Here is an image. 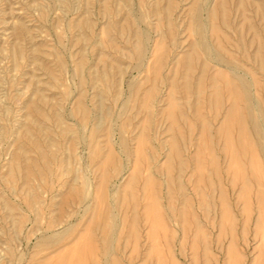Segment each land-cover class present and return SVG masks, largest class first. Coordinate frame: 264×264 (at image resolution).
Here are the masks:
<instances>
[{
    "label": "rangeland",
    "instance_id": "374dc122",
    "mask_svg": "<svg viewBox=\"0 0 264 264\" xmlns=\"http://www.w3.org/2000/svg\"><path fill=\"white\" fill-rule=\"evenodd\" d=\"M222 1L223 2H221V0L220 2L218 0H0V264H36V263L39 264V262L41 263V261L43 264L44 257L45 258L46 256L48 257L49 254L52 253L51 251H54L57 248L56 246L60 247V244L62 246V244L63 245L65 244L64 242L66 241L68 242L69 240L71 241V238L74 239V237L77 236V235L74 236L76 230L77 232L78 230H80L81 234H83L84 231H85L84 232L85 234L86 232L87 234L92 232L90 235L94 237L93 239L94 242L92 243L96 245H93L94 246L93 249L94 248L95 250L97 249L98 253L97 251L93 250L92 251L93 254L91 253L92 256L90 255L91 258L88 256V258L90 259L87 258L86 260L87 264H88V260L92 261V262L89 261V264H95V263L96 264H109L110 263L109 259L112 258L114 255L116 256V257L114 256L116 259L115 258L110 259V260H113V259L115 260V261H111L113 262V264H115L114 262H116V264H119L117 263V260L118 262H121L120 264H126V263L127 264H133V263L137 264V262L143 263L142 261H144V257L145 258L147 257V259H145L147 263L144 262V264H151L152 261H153V264H156V262H158L157 261L158 256L157 258L155 257L156 255H159L161 253H162L161 254L162 258L164 257V255L165 256L167 255L168 257V258L167 257L163 258L165 262L161 260L166 264H168L171 260L169 258L171 256L170 254H172L174 257L173 259L171 256L172 264L175 261H177L175 262V264H178V263L189 264L192 262L191 252H193V249L197 245H198L196 247L197 250L196 251L194 250L195 251L194 253H196L197 255L195 254L193 255H195V257L196 258L198 257V258L196 260L193 257L194 258L192 262L193 264H200L201 263L200 261L202 260L204 261L205 258L208 260L210 259V261L206 260L205 261L206 263L202 262V264H207V263L226 264V262L227 264L228 263L229 264H239L240 261H241L240 263L242 264H248L250 262L251 264H256L254 262H257V260L255 261L254 258H255V254L257 253L256 259H258L259 251L257 250L258 247L255 245L259 242L258 241L259 239L256 240V238H258L259 235L258 233H256V235H258L256 236L254 232L255 231L254 223L256 222L255 219H257L258 217V214L256 215V213H258V210L257 211L255 210V207L257 206L256 202L254 206V201L256 199L254 197V194H255L254 192L257 191V190L255 191V185L257 183L259 184V181H258L259 175H257L258 172L255 171L254 169L255 167H253L254 172L252 176H254L255 175L254 173L256 172L257 181L255 180L254 177H252L251 175H248V174H251L250 173L251 168L249 165V158H248L249 151L248 153L246 151L247 156L246 155L243 156L244 158L243 159L241 156L243 153L239 152L240 150L237 144L235 143L237 142V139H236L237 133L235 135L236 128L235 127L232 128V133L230 134V136L233 137L231 139H232V143L233 144L235 143L234 150L237 156L240 155L241 157L240 158L238 156L239 164L240 166L243 164L242 162H244L245 164V165L243 164L244 169L241 166L243 170H241L240 174L242 176V179H245L247 183L248 182L252 183V184L248 183V185L246 183V186L248 188L246 197L248 198L244 197L246 198L244 200L237 199L239 198V196L237 198L236 197L234 198V195L236 194L238 195L237 193L239 192L238 188H240L241 186L240 184L242 182V181L241 182L239 181L241 177L238 178V181H237V178L236 180H234V181H237L236 183L233 181L235 185H233V182L232 184L230 183L231 185H233V187L231 185H228L229 183L227 181L229 180L231 176L228 171L224 172L225 168L227 167L228 162L225 163L227 159V158L225 159L226 154H224V152L221 150V147H219V144H220L219 142L221 140H220V136L217 137L216 135L217 133L215 134V131H217L219 127L221 126L222 122L221 120H219L221 122L219 123L218 119L219 118L222 119L223 116L225 117V113L227 111H225L224 108H226L227 110V105L229 104L227 103L229 101V99H227L228 98L227 91L224 90L223 88L225 87V83L227 80L224 78L228 77V79L230 80L231 78H233L235 80L233 82L236 83V86H238V90H240L241 88H240L239 83L236 80L235 73L237 75H241L244 78V80L248 84H250L249 85L250 90H251L250 98L251 100L253 99L251 103L255 104L258 110L257 109L254 110L253 108H251L250 110L245 109L243 98H241L239 102H237L238 103L237 106L239 110L242 107V109L240 110V113L241 112L244 113L242 115L244 122L246 123L245 124L246 126L245 125L244 126L249 129H246L245 127L244 128L247 131L246 133L249 132L248 133L249 139L251 140V142H253L252 144L255 147L254 148L255 152H258V153H255L256 155L258 154L257 155L258 158L255 157V155H254V158L256 160L259 159L258 161L262 164L261 166L264 167V155H262V153L260 152V147L258 149V144L259 145L261 144L262 146H264V109H262L264 108V61H262L264 60V57H262L264 56V0H241V1L240 0H222ZM242 1L244 2L243 5H242ZM217 2H219V5H222V6L217 5L218 4ZM236 3L237 5L240 4L239 5L240 7L235 5ZM232 4H234V6ZM246 4H249V5L246 6ZM216 5L218 9L215 7ZM168 6H170L169 7L170 9L168 8ZM213 6L215 7L214 10L216 12L213 10ZM242 6L243 7L245 6L244 9L242 8ZM166 8H168L167 9L168 11L166 10ZM197 9H200L199 12H197ZM211 9L214 11V13ZM208 10H211L212 13L210 12L209 14ZM218 13H221V15L223 14L224 16L223 15L220 16V14ZM209 15L210 17L208 18ZM211 17H213L214 19L213 20L210 19ZM223 19L224 20L226 19V20L223 22ZM214 20L215 22H213ZM208 21L209 22L212 21L213 23L211 22L209 24ZM227 22H229L230 25ZM211 24L212 26L214 24L215 31H211V28L213 30V27H214V26L211 27ZM223 24L224 25L226 24L230 28L224 26ZM248 27L251 29V31L252 29L253 30L257 29V30L250 32L249 31L250 29ZM217 28L218 29L220 28V30H216ZM247 28H248V31H247ZM168 29L171 30V32ZM208 31L209 32L211 31V33H209ZM257 31L259 32L258 34H257ZM166 32L168 33V35H170L171 33L173 37H169V36L167 37ZM215 32H216V37L214 36ZM251 34H253L254 36H259V37L258 38L254 37ZM160 35L161 36L163 35V37L164 38L166 37V38L164 39L162 37H159ZM240 35L242 37H245L246 39L241 38ZM253 37L256 38L258 41L257 40L254 41ZM200 38L201 40H199ZM250 38H252V40ZM158 39L162 41L163 43L160 42ZM215 40H218L216 41L218 45L215 43ZM245 41L247 42V44H245ZM154 42H156V44ZM190 42H192V44ZM220 42L222 45L220 44ZM257 42H259V44ZM157 43L159 44L158 47H157ZM160 44L161 45L163 44L162 47H164L162 51H161L162 47H160L161 46ZM214 44H216L217 46H220L221 50L219 49V47L217 48V46H214ZM255 45H256L255 50H253ZM190 46L192 48L195 46L193 49L194 51L198 52L199 55L196 54V52L195 53L192 52L193 50L190 49L191 48ZM257 47H258L257 50L261 49L260 51H262L261 52L262 54L260 53V51H256ZM249 49H251L250 50L251 53L249 52ZM225 50L227 51L229 56L226 52H224ZM165 52L168 54V56H165L166 55ZM258 52L261 54V56L259 55V58H256L258 57V54H259ZM159 53L161 54V56L159 55ZM254 53L257 55H255ZM152 54H155L154 55L155 57L159 56L158 58L160 62L158 61V64L160 63V65H159L158 70H157L158 66L155 67V64L152 63L154 60L152 58ZM195 54H196V57H198L196 63L194 62L196 61V57L194 58V60L192 59ZM201 54L203 56H201ZM251 56H252V60L255 56L254 62L251 61ZM149 57L151 60L150 62L151 64L148 63ZM200 57H201V61L199 60ZM232 57L235 61L232 59ZM212 58L215 60V62L212 60ZM257 59L260 60V62L259 61L258 62L260 63L259 65L262 64L261 66H257L256 64L258 63L256 61ZM175 60L177 61V64L175 63ZM237 60L244 65L243 66L240 65V63H238ZM179 61L180 63H182L181 65L179 64ZM189 61H190L191 66L189 64ZM198 61H199V64H198ZM208 61L211 63H209ZM207 62H208L207 67H204V65L206 66V64H203V63H207ZM183 63L188 64V67L189 68L191 67V69L187 70L185 68L187 67V65L185 64V67H184ZM210 64L212 65L215 64V66L210 68L211 67ZM145 66L146 67L149 66L148 68L149 70L147 68L145 69ZM193 67L196 69L193 70L194 69ZM180 68L182 69V72ZM199 68H201V72L197 71V69ZM203 68H206V70H204L205 73L202 72ZM221 68L225 69L227 73L225 71H219L221 70ZM245 68H249L252 70L248 69L249 70L248 71ZM211 69H214V70H211ZM152 70L156 71L155 74L154 72H151ZM157 71L160 74H157ZM209 71L210 73L208 74ZM216 71L217 73H219V76L220 74L221 76L224 74L223 75L224 77L220 76L221 79H219L220 77L217 76L218 74L216 73ZM221 72H224V73L222 74ZM253 72L255 73L254 75H253ZM147 73H150V74H147ZM215 73L217 75H214ZM186 74L189 77H187ZM195 74L197 76H201L198 81H197L198 77ZM206 74L208 76L211 75L210 78L208 77V80L206 79L207 76H204ZM179 75L180 76L182 75L181 76L182 78L185 75V80L190 79L189 81H186V82H189L190 84L189 83L186 84L185 81H183L184 83L182 82V84L184 85H181V82L179 83V81H181L182 78ZM157 76L158 77L160 76L158 80H157ZM213 76H215L216 78L214 77L213 79L212 78ZM152 77L154 80L152 79ZM247 77L248 79L252 77V83H250L251 80L250 79L248 80ZM167 79L168 81L171 79L173 80V81L171 80V85L173 84V86H170V83L168 84ZM201 79L202 80L205 79V80L201 81ZM151 80H153L154 82ZM215 80L219 82L220 85L221 83L223 84L225 82L222 86H218L219 84L217 85L218 89H216V91L219 94L218 93L216 94L218 95V97H220V95L223 93L220 99L213 92L215 91L214 88H212V86H209L212 84L213 87H216ZM220 80L221 81L225 80V81L221 82ZM194 81L196 82L194 83ZM209 81L211 82L209 83ZM253 81L254 82L257 81V83H254ZM200 82H202L203 85L197 86V84H199ZM178 83L180 84V86L178 85ZM149 84H151L150 86L152 89L148 88L150 92L149 94L150 96L148 95L149 96L148 98L147 94L149 92L146 91L147 89L145 88L149 87ZM193 84L194 85L196 84L195 88L192 87ZM165 85H169L168 89L165 88ZM252 85H254L255 87H253ZM206 86H208L207 89H205ZM169 87H173L175 89L173 90V88H169ZM179 87L183 89L180 88L179 90ZM187 87L190 89H187ZM199 87L202 89L203 92L201 90H198ZM169 89H172L173 91ZM193 89H195L194 91L195 93L193 92ZM254 89H256V92L259 90L256 95L254 94V91H255ZM144 90L147 93L146 96L148 99H145L146 97L142 96L144 95L143 93H145ZM185 90L186 91L189 90L187 92L188 93L190 92V93L189 94L187 92L184 93ZM196 90H198V92H196ZM170 91L172 93H168ZM132 92H135V94ZM199 92H202L203 96L201 93H200L201 95H199ZM204 92H206V94L209 93L211 96L209 94L208 95L211 98L207 96ZM211 93L213 94V96ZM165 94H167V96L168 95L172 96L170 100H173L176 97V99L172 101L171 103L175 102L174 105L179 106L182 109V111L178 109L179 107H177L176 110L175 108L172 109L173 112L170 109L171 113H169L168 108L170 107L173 108L174 105L167 103L170 100H168V97H166ZM183 94H185L186 98L184 97ZM196 94H198V97H196L197 96ZM163 95H165V97L167 98V101L165 100L166 98L165 99L163 98L164 97ZM192 96L196 97V99L195 100L194 98L191 99ZM141 97L145 100L140 102V100H142ZM184 98L187 103L190 102L189 106L187 105V103L186 104L183 103ZM198 98L199 99L203 98V99L199 100L200 102H198L197 101ZM205 98H207L208 101L209 100L217 101L219 99L221 100L219 102L221 104H218V101L217 103L214 101L213 102L209 101V104L211 103V105L209 106L210 107L209 109L207 107L208 101H206ZM163 99H164V102H162ZM192 100H194L195 102ZM196 101L199 104L196 103ZM161 102L164 105H162ZM165 102H166V105L168 104L167 106H165ZM178 102L181 103V106L179 105ZM192 102L195 103L196 105L195 111H194V108H193L194 105L192 104ZM139 103L141 104L144 103V104L143 105L140 104L139 106ZM200 103L201 104L203 103L202 106ZM212 103L213 105H216V106L218 104V106H220L221 108L219 109V107L217 106L218 110H216L217 108L216 109L214 108L215 110L212 109L211 108L213 107ZM206 104L207 106H204ZM240 104H241V107H239ZM158 106L163 108L161 109L162 111L160 110ZM197 106H198V109L203 107L202 110L198 111ZM140 107L141 109L144 108L145 111L141 110ZM82 108L83 110H81ZM186 108H187V111H185ZM33 109L35 110L32 111ZM165 109L167 110L166 113L164 111ZM190 110L194 111V113L192 111L190 112ZM196 110L199 112V114L202 113L200 117L198 116V112H196ZM213 110H214V114L215 113L216 114L212 116L211 113H213ZM222 110H224V114H221ZM175 111L176 112L179 111L178 114ZM183 111H184V115L186 114L185 116H188L187 119L185 116H183L182 113H180ZM174 112L176 113V115ZM172 113H174V115ZM166 115H170V116L173 115L172 118L170 117L172 121L168 116L167 117L170 120L169 119L167 120ZM177 115L178 116L181 115V117L177 118L178 117ZM190 115H193V116L195 115V116L191 117ZM255 115L260 117V120L262 121V125L259 124V132H260L259 138L256 136L254 128H253V125H254L253 119H255L256 117ZM174 116H176V118L173 121ZM203 116H205V119L207 121L204 119ZM202 117L204 120L203 119L201 120ZM180 119H182L183 121H181ZM185 119L188 121L187 123H189V125L190 124L192 125L189 126L187 123L185 124L184 123V121L186 122ZM168 123L170 126L169 129L172 128L173 133L175 134L174 139L173 137L170 136V135L174 136V134L170 132L172 131V129L167 130ZM179 123L184 130L180 129L181 127L179 126ZM183 124L186 125V127H183L184 126ZM199 124H201V126ZM203 124L207 125L206 128L208 129L209 132L207 131V133L205 134H208L207 136L210 135L211 136L210 138H207L206 135L204 134L205 127ZM174 125L176 129L179 126V130L177 129V131L182 132V133L179 132L180 133L179 136L182 135V137H178L177 131L174 128ZM198 125L202 128V131H201L203 133V135L201 133L202 136H200V132H197V130L199 131L201 130L197 128ZM215 125H216V128L218 129L215 128ZM97 127L98 129L96 130ZM164 128L165 130L163 132L162 130ZM206 128L205 130H207ZM60 129L62 130L60 131ZM91 129H92V132H91ZM94 129L96 131H94ZM28 131L31 133V136L29 135L30 133ZM138 132L141 134L140 137L141 136L145 137V138L143 137L144 143L142 142V140H140V137L138 139V136H139ZM168 132L170 133L168 134ZM136 134L138 135L137 137L135 136ZM166 134L168 135L165 136L166 137L165 139L164 135ZM194 134L195 135L197 134L198 137H195ZM22 135L24 136V138ZM27 135H29L30 137L29 136L27 137ZM134 136H135V139L137 138L138 141L144 144V146H142V143H139L143 147V151L145 150L144 154H142L143 152L142 150L141 152L140 151L136 152V149L139 150L141 146L137 145L138 143V142L136 143L137 140L132 139ZM168 136L172 138L173 140L172 142L176 141L175 138H179L178 140H180L181 138L182 141L185 143V145L184 143L182 144L181 140H180L181 143L180 141H177L178 142L177 144H179L178 145L179 147H177L178 150H176V146H174V145H177L176 142L175 144L173 143V146H172L171 140L168 138ZM205 137L207 138V140L211 139L209 140L210 143L209 141L205 139ZM216 137L218 138V142L215 141ZM35 138H36V141H35ZM197 138L199 141L197 140ZM199 138H201L202 140ZM119 139H120V142H119ZM184 139H186L185 140L186 142L184 141ZM203 139H204L205 144L203 142L202 144L201 143L198 144V142L203 141ZM122 140L123 142H121ZM169 140H170V143L168 144L167 142H169ZM30 142L31 144H33L32 146ZM165 142L167 144H165ZM35 143L37 146L35 145ZM194 143H196L197 145L196 144L194 145ZM206 143L208 144V146L209 144L212 145L210 146L211 148H209L211 151L208 150ZM168 145L170 148L173 147L172 149L174 153L172 154L170 153L172 149L170 150L169 147L167 148ZM203 145L204 147L202 148L201 146ZM198 146L200 148L197 149L196 147ZM144 147L146 148L144 149ZM151 148L152 150H149ZM179 148L181 152L179 151ZM194 148H196L198 151L194 150ZM133 151H135L136 153H134ZM175 151L177 152L176 153L177 156L178 154H180L181 156L176 157ZM195 151L197 153L198 152L200 153H198L197 155L194 153ZM201 151L203 152L202 155H201ZM105 152L106 153L108 152L109 156L113 154L112 155L113 157H107L106 155L108 160H110L109 162L107 161V159H106V162H104L105 156L103 155L106 154ZM110 152H111V155H110ZM138 152L141 153L142 156L139 155ZM163 152H165L166 154H164ZM207 152L208 153L210 152V155H212V159L214 157L216 158L215 160L217 161L213 159L215 163L210 162L211 159L209 160L208 157H211V156H207L209 155L207 154ZM135 154H136L135 157L137 160H135V157H134ZM173 154L175 155L174 157L175 159H173L172 157ZM214 154L215 156L213 157ZM143 155L148 157L149 159L143 157ZM167 155L168 157L170 155L172 159L174 160L172 162L173 165L172 163H170L171 157H169L168 159ZM200 155H201V158H199ZM154 156L156 158H154ZM195 156H198V157H195ZM181 157L183 160L180 159ZM101 158L102 159L104 158L103 159L104 161H101L102 163L100 164L99 160H102ZM143 158H145L146 161H148L146 164H145L146 161ZM245 158H248V160ZM192 159L196 161V162L194 161V163H196L195 167L197 166L199 167V165L201 164L200 161L202 162V164L200 165L201 166L200 169L202 172L199 170V174L197 172L199 169L198 167H197L198 169L196 168L197 170L193 167L196 170L195 171L196 173L193 171L194 170L193 168H192L193 172L190 171L191 170L190 165H192L191 163H193L190 160ZM241 159L243 161H241ZM184 160L186 162H183ZM207 160H209V162ZM256 160L253 162L255 164L259 163ZM111 161L113 162V165ZM135 161H137V163L139 164V165L136 164L137 166L136 165L135 166L139 167L140 170L138 168L135 169L136 167L132 169ZM161 161H164V164H160ZM175 161H177L176 164H179V165L176 166V164L174 163ZM207 162L208 164H206ZM98 163L100 164V166L103 165L105 168L106 167L107 168L105 169L102 166L101 167L98 166L99 165ZM108 163L109 164L111 163L112 168L111 166H109ZM209 163L212 165H210ZM157 164L159 167L157 166ZM183 164L185 165L184 168L182 167ZM213 164H215V166L217 165L216 169H215V166H213ZM225 164L226 166H223ZM24 165L25 167H23ZM162 165L164 166L166 165L165 167L167 168V170L164 172L162 169ZM27 166H30V167H27ZM202 166H204L203 169H202ZM212 166L214 167V170L216 171L217 176L215 175V172L212 171L213 170ZM172 167H174L175 169ZM223 167H225L224 170L222 169ZM23 168L25 170H23ZM102 168L105 169L104 177L101 176L103 175V172H101L103 171ZM170 168L173 169V170H170V172L172 171V173L168 171ZM247 168H250V169L246 171ZM132 170L134 171L136 170L137 172L135 173H141L139 174V179H138V176L133 175L134 171ZM176 170H177V173H174V171L176 172ZM203 170L208 173V178L210 175V178H211L210 180H212V182L207 178V173H204ZM149 171L151 172V174ZM166 172L168 175L163 174ZM187 172L188 173L191 172V175L192 173L193 174L195 173L194 175L198 174L201 179L198 180L199 182L197 183L193 182L194 181L193 178H195L197 175L195 177H192L193 175L191 176L189 174L190 175L189 176ZM130 173H131V176H130ZM203 173L206 175V177ZM152 174L154 177L151 176ZM186 174L189 177L185 176ZM135 175H138V174H135ZM141 175L142 176L145 175L143 177V180L141 179L142 178ZM23 176H26L25 178L27 179H25ZM148 176L150 177L151 180L149 178H146ZM165 176H168V177H165ZM170 176H172L171 180H169ZM175 176H176V179H174ZM179 176H181L180 179L178 178L181 182L178 180L179 183L177 184L176 180H177V177ZM100 177L101 178L103 177L102 178L103 181L101 180ZM186 177L187 179H185ZM199 177L197 176L195 181H197V178ZM204 178H206L207 181L209 180L211 184H213L214 182L213 187L212 185H210L212 188L209 189L210 186H206L207 181L203 182ZM99 179L101 180V182L99 181ZM261 179H264V178H261ZM261 179H260V182L264 181ZM126 180L127 181L131 180V182L128 183L126 182ZM132 180H134V183ZM144 181L148 183L151 181H154L152 182L154 183L153 185L149 183L150 187L153 186L154 189L153 187H152L153 190L150 187H148L149 185L145 184ZM158 181H159V184H158ZM169 181H171V183H169ZM97 182H100L101 184L104 185L103 187H105V190H106V191L104 190L105 192L102 191L103 188L101 187V184L100 183L98 184ZM216 182H218L220 185H218V183ZM229 182H231V180ZM125 183L126 184L128 183V185L131 183L130 187L128 186L130 189L129 188L124 189V187L127 186ZM138 183L139 184L144 183L143 186L145 185L151 190L148 191L147 187L146 188L142 187L141 184L139 185ZM199 183L200 184L205 183L204 185L203 184L201 185V189H199V186H200ZM237 183L239 187L238 185H236ZM97 184L98 186L100 185L102 189L101 188L99 189L98 186L95 187ZM176 184L179 185L178 188L176 187L177 186ZM195 184L197 185L199 184V186H195ZM261 184L264 185V182H262ZM92 186H94L95 189ZM163 186H165V188ZM216 186L218 187V189L221 188L220 190L221 191L223 190V191L220 192V190H218ZM235 187L238 189V191ZM96 188L102 191V193L103 192L106 193L102 195V196H106L104 197L105 204H104V201L101 202V200H99L101 202V206L99 205L100 203L99 201L98 203L97 201H94V203L92 202L93 199L97 200L96 197L100 198L101 196L100 191H98ZM141 188L143 190H141ZM166 188H168L169 190ZM68 189H71V191H74L75 194L74 192L72 193L75 196L77 195V198L74 197V195H72L71 197L70 195L71 192H69L70 190ZM146 189L147 191L144 192V190ZM95 190H97L98 193H96ZM113 190H114V193H113ZM128 190L133 191L130 194H132V198H133L132 201H134L135 204H133L130 199L131 195L126 193ZM192 190L194 191L192 192ZM200 190L202 191V193L199 192ZM122 191L124 193H122ZM131 191H128V192H131ZM165 191L166 193L164 194ZM208 191H211V193ZM67 192H69V194ZM150 192H152L153 194ZM167 192H170V195ZM179 192L180 194L184 196V200L186 199L187 205H186V202H184L183 200V196L180 195ZM194 192H195V195H194ZM219 192L221 194H218ZM185 193H187L188 195L186 194L187 196H185ZM200 193L201 195L203 194L202 198L199 195ZM65 194H67L68 196L70 195L71 198L67 197V195ZM99 194L100 196H98ZM124 194L127 195V198L125 197L126 195L124 196ZM133 194H136L137 196ZM148 194H151L153 200L156 197V201L157 199L159 201V202L158 201L156 202L158 203L157 205L156 204L154 205V209L157 208V206L159 207L158 209L160 210L161 208H163L162 209L163 211L159 210L161 213H163V215L160 214V212L154 211L153 208H152L153 212L152 211L150 212V215L153 217L151 218L153 220L157 219L159 221V218H160V220L162 219V221H159L160 223H162L163 221L165 222L164 224L163 223L161 224L160 226L162 228L161 230H159L160 228L159 226L157 227L159 233L156 232L157 225L156 226L154 225L155 227L153 226L154 229L156 230L152 229L153 228L151 226L152 219L149 218L150 216L148 214L146 215L147 212L144 211L145 208H142L146 206V210H148L150 207L148 206V204L150 205L151 202H153V204L155 203L154 202L155 200L154 201L150 200L151 198L150 195H149L150 198L147 199ZM214 194L215 195L218 194L219 196L224 195L223 197L221 196L222 198L221 197L220 198L223 199L224 202L226 201L225 204L227 203L226 205L228 207L226 205H223L224 203H221L223 200L220 201V198H216ZM31 195L35 196L33 197L34 200ZM128 195L130 197L129 199H128ZM166 195H169L168 196L169 198ZM121 196H123V200L120 199L122 198ZM140 196L143 199H139L138 197ZM164 196L167 198H165ZM170 196H173L171 197L172 199L170 198ZM91 197H95V198H91ZM124 197H125V200H124ZM198 197L199 199H197L196 201V198ZM145 198L147 199V202L149 203H145L146 202ZM113 199L115 203L113 202ZM126 199H128V201H131V202L129 203L128 201L125 202ZM168 200H170V202ZM218 200L220 201V203H218ZM122 201L125 203L123 204ZM179 201H181L180 205H179ZM243 201H246L247 204L242 205V208L240 210L241 202ZM204 202L205 204L208 203L206 204L207 207L206 205L203 204ZM35 203H38V204H35ZM127 203L128 205H126ZM160 203L162 207L159 205ZM197 203L198 205H195ZM249 203L251 204V206L249 205ZM130 204H133V206H131ZM136 204L138 205L136 206ZM211 204H213L214 206H212ZM220 204H222L223 206H221ZM242 204H245V203L243 202ZM91 205H94V207L92 206L93 209L90 208ZM105 205L107 207H104ZM112 205L113 206L115 205V207H113ZM176 205H179V207ZM184 205H186L187 207ZM188 205L192 206L191 208L192 210L193 209L194 210L193 211L190 210L191 208L188 209ZM180 206L185 207V209L187 210L185 211V209H183ZM224 206L225 208L227 207V210L230 209L229 212L232 213L231 215H229V212L227 215V212L225 211V209H218L219 207L224 208ZM244 206H247L246 207L247 212ZM132 207L135 210L132 209ZM102 208L103 209L105 208L107 210L104 211L105 210L104 209L102 211ZM130 208L134 211H132ZM200 208L203 209V210L201 209L202 210L201 212H200ZM210 208L212 211L210 210ZM170 209L172 210V212ZM243 209L245 210L244 213H247V214H242ZM94 210L96 211V213H94L95 212ZM189 210L192 211L191 216L192 214H195V216L196 215L197 216L196 217L193 216V218H191V216L189 215L190 214ZM220 210L222 211L224 210V213L223 214L220 213ZM138 211H139V214H138ZM182 211L186 213V215L185 214L183 215ZM204 211L206 215L203 213ZM240 211H241V214H240ZM103 212H105L104 216L102 215ZM134 212L136 214L135 215L136 220L132 219L134 218L132 217L134 216L133 215ZM249 212H250V215L248 214ZM153 213L156 215H153ZM219 213L221 215V219H220L221 222L219 221L220 224L218 222V219L220 218ZM100 214L103 217V221L105 220L103 223L105 225L101 223L102 218ZM216 214L219 215V218ZM209 215H212V216H209ZM232 215L235 217H233ZM95 216L99 217V218L97 217L98 219L97 221L95 220ZM158 216L160 217L157 218ZM180 216L183 218L187 216V218H184V219L182 218L183 220H185L183 221L182 219H180ZM120 217L121 219H119ZM144 217H145V220H144ZM203 217H205V219ZM232 217H233V220L231 219ZM243 217H245L244 220H243ZM190 218L193 220L194 218L196 219L194 221L193 220L190 221L189 220ZM246 218L248 219V221ZM253 218H255L254 222H253ZM55 219H58V220L55 221ZM89 219H91L90 221H92V224L90 221H88ZM186 219H188L187 221H190V223L189 222L187 223ZM120 220L122 221L120 222ZM131 220L132 221L135 220L136 223L134 222L135 224L134 228L137 231H135L134 229L133 230L130 229ZM17 221L19 223H17ZM33 221H35V224ZM49 221L50 222L55 221V222H53L52 225L51 223H49L50 224L49 226V224H47V222ZM86 221L88 223L90 222L89 226H87L88 224ZM95 222H97V224ZM118 222H120L121 224ZM157 222L156 224H159V222L158 223ZM194 222L196 223L195 227L198 229H200V225H202L203 227L205 226L204 228L201 226L203 229V232L200 229L203 234L199 230L200 234H202V237L200 234H198L199 232L196 231L198 229L192 228L193 227L192 225H194L193 224ZM228 222L233 223V224L231 225ZM74 223H76L77 225ZM46 224L48 225V227ZM84 224H87L86 227ZM146 224L149 226H147ZM216 224L217 226L219 225L220 227L219 226L217 227ZM242 224H243V227L245 228L244 230H243V227H241ZM72 225H74V227ZM162 225H164L165 227H163ZM83 226L85 228L80 229ZM117 226H120L119 229L121 228L122 231L118 230ZM131 226L133 227V224ZM228 226H229L228 228L229 230L233 227V229L231 230L232 232L231 231L228 232L227 231L228 229L226 230V227ZM87 227L89 230L91 228L90 232L87 229ZM148 227L149 228L151 227L150 229L153 230V231L151 230L152 233L154 231L156 233L154 232V234H152L151 232H148L150 231ZM221 227H223L224 229H222ZM146 228L147 230H145ZM241 228L243 230L242 233H244V234L241 233L242 235L240 234ZM101 229L103 230L102 231L103 233L101 232ZM190 229H191V232H190ZM192 229H194V232L195 233L197 232V234L195 233L192 234ZM97 230L99 233L97 232ZM216 230L221 232V233L219 232L220 234L219 237L214 236L215 234L218 233ZM67 231L68 233L66 234ZM117 231H120V232H117ZM123 231H124V235L126 234L125 236L122 235ZM134 231L136 232V236L139 235V237L133 236ZM186 231L188 232L187 234H185ZM77 232L76 234L79 233ZM130 232L132 234H130ZM163 232H165L166 236H162ZM144 233H148L147 234L148 238L145 236L146 234ZM228 233H230L231 237L228 236L229 235ZM116 234L118 237L116 236ZM156 234L157 236L155 237ZM159 234L161 235V237H159L160 236ZM205 234H206V237H204ZM252 234L255 235L253 236V238H252ZM66 235H69V236H66ZM150 235H153V237ZM191 235L193 237L195 235V238H197V240H195L194 238V241L197 242L196 244L195 242L191 241L193 240V238L191 240L189 239L192 237ZM221 235L224 238L221 237ZM65 236L67 237L66 239L64 238ZM122 236L123 237L129 236V237H126V239L129 238L127 239V241L131 239L130 242L128 241L127 244L124 243L126 241L124 240ZM143 236L146 237L145 239L147 240L143 239ZM183 236L185 240L182 241ZM61 237L62 239H60ZM132 237H134V239L138 238V240H134ZM151 237H152L151 244L153 245L154 243L153 246L150 245V242H148V240H150ZM157 237L159 240L157 239ZM163 237L165 238V240H167L168 243L163 240L164 239ZM198 237H201V238L204 237L203 241L199 239ZM49 238L58 239V243L56 245H53L52 242H48ZM103 238L104 240L107 239L110 241L109 244L111 245L112 253L104 250L103 243H102L104 241ZM117 238H118V241H116L117 246H115L114 243H115V240H117ZM216 238L217 239L220 238V239L217 240ZM132 239L135 242L132 241ZM156 239L158 242L159 241L160 242L159 243L156 242ZM162 240L164 242H161ZM199 240L202 241V243ZM220 240L221 242L219 243ZM70 241L68 242V245H70L69 244ZM154 241L158 244H155ZM189 241L195 244L194 248L192 247L193 244L189 243ZM229 241L233 242L232 243L233 245L235 244V246H233L234 250H232L231 248L232 244H230L228 247V244L230 243ZM136 242H137V245L135 244ZM142 242H144L143 245H142ZM187 242L191 246L189 245L187 246ZM226 242H229L227 243V246H225ZM122 243H124V245ZM133 243H134V246L136 245L134 249L130 246ZM164 243H166L167 245L170 244V246L169 247L165 246ZM46 244L47 246H45ZM121 244L123 246H121ZM146 244L148 246H146ZM201 244L206 245L205 251L202 248ZM213 244H215V246ZM182 245L185 249L182 247ZM205 245H203V247H205ZM216 245L217 246L219 245V246L217 247ZM154 246H156L154 248L155 250L151 248ZM122 247L124 248L122 249ZM158 247H160V250L163 252L158 250ZM166 247L167 249L170 248L171 251L167 250ZM186 247H189L188 249H190L191 247L192 249L188 250ZM200 247L202 248V252L203 251L205 252L203 253V255L201 254L202 252H200L201 251ZM225 247L228 248L226 250H228L229 253H232L231 254L232 257H230V254H227V256H229L228 258L226 257L225 254L228 253V251L225 253L226 250H223L225 249ZM255 247H257L256 250L258 252L255 251ZM131 248H132V251L136 250L135 251L136 254H133L134 252H132L131 250L129 251V249ZM115 249L119 252V254L117 251H115ZM141 249H143L142 251L144 252V254L145 252L148 254L143 255ZM152 249L154 250V252H156V254L153 252ZM207 249H209L208 253L210 254L209 255L210 257L208 256ZM120 250H122V252H120ZM148 250H152V251L148 252ZM157 251L158 252L160 251L161 253L160 252L158 253ZM124 252L125 254L123 255ZM152 252L154 253V256L153 254L151 256L154 258H152L149 255V253H152ZM38 253L40 254L38 255ZM47 253L49 254L47 255ZM128 254L129 255L131 254V255L128 256ZM37 256L39 258H37ZM117 256L120 258L118 259ZM132 256H134L135 258ZM175 256L177 258H175ZM237 256L240 257L239 258L240 261H238ZM40 257L42 259H40ZM94 257H96V259H94ZM127 257L128 258L130 257L129 260ZM140 257L143 259L142 261H140L141 259L140 260L138 259ZM161 257L159 258L162 259ZM220 257H221V260H220ZM35 258L37 260H35ZM92 258L94 259L95 263L93 262ZM148 258L149 259L152 258L153 260L151 259L149 261ZM211 258L212 260L214 259L215 261L214 260L212 261ZM168 259L170 260L168 261ZM147 260L149 261V263ZM195 260L196 262L194 263ZM235 260L236 262H232ZM161 261L159 260L160 264H162ZM141 263H138V264H141Z\"/></svg>",
    "mask_w": 264,
    "mask_h": 264
},
{
    "label": "bare ground",
    "instance_id": "6f19581e",
    "mask_svg": "<svg viewBox=\"0 0 264 264\" xmlns=\"http://www.w3.org/2000/svg\"><path fill=\"white\" fill-rule=\"evenodd\" d=\"M218 1L220 2V0H218ZM240 1H241V0H240ZM190 2H191V1H190ZM219 2H217L218 4H217V3H216V4L219 5ZM221 2H223V1L221 0ZM245 2H246V1H245ZM234 3H235V2H234ZM240 3H241V2H240ZM243 3H244V2L242 1V5H243ZM254 4H255V3H254ZM217 5H216L215 7L218 9ZM232 5L234 6V4H232ZM235 5H237V3H236ZM239 5H240V4H239ZM239 5H237V6H239ZM247 5H249V4H246V6H247ZM219 6H222V5H219ZM250 6H252V5H250ZM253 6H254V5H253ZM255 6H256V5H255ZM169 7H170V6H168V8H169ZM215 7L213 6V10H214ZM239 7H240V6H239ZM244 7H245V6H244ZM244 7L242 6L243 9H244ZM257 7H258V6H257ZM257 7H256V8H257ZM168 8H166V10H167ZM199 8H200V7H199ZM211 8H212V7H211ZM220 8H221V7H220ZM220 8H219V9H220ZM223 8H224V6H223ZM223 8H222V10H223ZM242 8H241V9H242ZM169 9H170V8H169ZM200 9H201V8H200ZM200 9H197V12H199ZM191 10H192V9H191ZM211 10H212V9H211ZM211 10H208V11H209V14H210V12L212 13L213 10H212V11H211ZM164 11H165V10H164ZM167 11H168V10H167ZM214 11H215V10H214ZM214 11H213V13H214ZM225 11H226V9H225ZM215 12H216V11H215ZM256 12H257V11H256ZM225 13H226V12H225ZM218 14H220V16L223 15V14L221 15V13H218ZM194 15H195V14H194ZM196 15H197V13H196ZM207 15H208V14H207ZM213 15H214V14H213ZM223 16H224V15H223ZM209 17H210V15L208 16V18H209ZM220 18H221V17H220ZM194 19H195V18H194ZM210 19L213 20L214 18L211 17ZM210 19H209V21H210ZM244 19H245V18H244ZM215 20H216V19H215ZM215 20H214L213 22H215ZM225 20H226V19H225ZM225 20L223 19V22H224ZM195 21H196V20H195ZM209 21H208V23L210 24L212 21H211V22H209ZM221 21H222V20H221ZM213 22H212V23H213ZM227 23L229 24V22H227ZM227 23H226V24H227ZM188 24H189V23H188ZM195 24H196V23H195ZM221 24H222V23H221ZM226 24H225V25L223 24V25L226 26V27H228ZM202 25H203V24H202ZM229 25H230V24H229ZM213 26H214V24H213ZM213 26H212V24H211V27H213ZM168 27H170V26H168ZM200 27H201V26H200ZM211 27H210V28H211ZM218 27H219V26H218ZM208 28H209V27H208ZM208 28H207V30H208ZM214 28H215V26L213 27V30H212V28H211V31H215ZM228 28H230V27H228ZM248 28H249V27H248ZM248 28H247V31H248ZM249 29H250V28H249ZM168 30H169V29H168ZM209 30H210V29H209ZM216 30H220V28H219V29L217 28ZM255 30H257V29H255ZM255 30L252 29V31H255ZM166 31H167V30H166ZM169 31L171 32V30H169ZM169 31H168V32H169ZM198 31H199V29H198ZM211 31H210V32L208 31V32L211 33ZM249 31L252 32L251 29H250ZM201 32H202V31H201ZM166 33H167V32H166ZM220 33H221V32H220ZM253 33H254V32H253ZM258 33H259V32L257 31V34H258ZM161 34H162V33H161ZM213 34H214V33H213ZM213 34H212V35H213ZM217 34H218V33H217ZM254 34H255V33H254ZM163 35H164V34H163ZM163 35H162V36L160 35L159 37L164 38ZM166 35H167V37H168V36H169V37H173V36L171 35V33H170V35H168V33H167ZM196 35H197V34H196ZM209 35H210V34H209ZM251 35H253V34H251ZM210 36H211V35H210ZM214 36L216 37V32H215V35H214ZM214 36H213V37H214ZM253 36H254V35H253ZM240 37L243 38V39L245 38V37H242L241 35H240ZM240 37H239V39H240ZM254 37H257V38H258L259 36H254ZM254 37H253V38H254ZM165 38H166V37H165ZM165 38H164V39H165ZM185 38H186V37H185ZM216 39H217V38H216ZM243 39H242V40H243ZM245 39H246V38H245ZM250 39L252 40V38H250ZM158 40H159V39H158ZM169 40H170V39H169ZM174 40H175V39H174ZM199 40H201V38H200ZM207 40H208V38H207ZM242 40H241V41H242ZM251 40H250V41H251ZM256 40H257V39L254 38V41H256ZM159 41H160V40H159ZM216 41H218V40H215V43H216ZM246 41H247V40H246ZM246 41H245V44H247V42H248V41H247V42H246ZM250 41H249V42H250ZM257 41H258V40H257ZM156 42H158V41H156ZM156 42H154V43L156 44ZM160 42H162V41H160ZM169 42H170V41H169ZM162 43H163V42H162ZM190 43L192 44V42H190ZM250 43H251V42H250ZM254 43H255V42H254ZM257 43L259 44V42H257ZM257 43H256V44H257ZM173 44H174V42H173ZM191 44H190V45H191ZM195 44H196V43H195ZM216 44L218 45V43H216ZM216 44H214V46H217ZM220 44H221V42H220ZM241 44H242V42H241ZM115 45H116V44H115ZM160 45H161V44H160ZM221 45H222V44H221ZM138 46H139V45H138ZM153 46H154V45H153ZM158 46H159V44L157 43V47H158ZM162 46H163V44H162L160 47H162ZM207 46H208V45H207ZM242 46H243V44H242ZM248 46H249V45H248ZM155 47H156V45H155ZM160 47H159V49H160ZM190 47H191V46H190ZM194 47H195V46H194ZM194 47H193V48H194ZM218 47H219V49L221 50L220 46H217V48H218ZM255 47H256V45L254 46V49H253V50H255ZM258 47H259V46H258ZM258 47L256 48V51H260V50H261V49L257 50ZM134 48H135V46H134ZM163 48H164V47H162L161 51L163 50ZM187 48H188V46H187ZM193 48L191 47L190 49H192V50H193L192 52L195 53L196 51H194ZM196 48H197V47H196ZM248 48H249V47H248ZM252 48H253V46H252ZM252 48H251V49H252ZM259 48H260V47H259ZM152 49H153V48H152ZM159 49H158V50H159ZM222 49H223V48H222ZM243 49H244V48H243ZM251 49H249V52H250ZM134 50H135V49H134ZM136 50H138V49H136ZM198 50H199V49H198ZM214 50H215V49H214ZM223 50H224V49H223ZM245 50H247V49H245ZM245 50H244V51H245ZM141 51H142V50H141ZM150 51H151V50H150ZM153 51H155V50H153ZM161 51H159V52H161ZM199 51H200V50H199ZM135 52H136V51H135ZM166 52H167V51H166ZM166 52H165V53H166ZM224 52L227 53L226 50H225ZM228 52H229V51H228ZM245 52H246V51H245ZM245 52H244V53H245ZM253 52H254V51H253ZM261 52H262V51H260V53H261ZM137 53H138V52H137ZM150 53H151V52H150ZM168 53H169V52H168ZM188 53H189V52H188ZM194 53H193V54H194ZM217 53H218V52H217ZM230 53H231V52H230ZM250 53H251V52H250ZM258 53H259V52H258ZM260 53L258 54V57H256V58H259V55L261 56L262 53H261V54H260ZM178 54H179V53H178ZM182 54H183V53H182ZM184 54H186V53H184ZM196 54H198V52H196ZM196 54H195L194 57L192 58L193 60H194V58L196 57ZM227 54H228V53H227ZM231 54H232V53H231ZM231 54H230V55H231ZM254 54H255V53H254ZM150 55H151V54H150ZM154 55H155V54H152V58L154 59L152 63L155 64V67L158 66V67H157V70H158V69H159V65H160V63L158 64V61H159V58H158V57H159V56L156 55V56H158V57H155ZM159 55L161 56L160 53H159ZM198 55H199V54H198ZM246 55H247V54H246ZM255 55H257V54H255ZM165 56H168V54L166 53ZM165 56H164V57H165ZM184 56H186V55H184ZM188 56H189V55H188ZM191 56H192V55H191ZM191 56H190V57H191ZM201 56H203V55L201 54ZM226 56H227V55H226ZM228 56H229V54H228ZM182 57H183V56H182ZM182 57H181V58H182ZM212 57H213V56H212ZM230 57H231V56H230ZM262 57H264V56H262ZM79 58H80V57H79ZM179 58H180V57H179ZM186 58H188V57H186ZM197 58H198V57H196V61H194L195 63L197 62ZM202 58H203V57H202ZM222 58H223V57H222ZM224 58H225V57H224ZM254 58H255V56H254ZM254 58H253V60H252V56H251V61H252V62H254V60H255ZM232 59H233V57H232ZM165 60H166V58H165ZM173 60H174V59H173ZM180 60H181V59H180ZM184 60H185V59H184ZM199 60L201 61V57H200ZM212 60L215 62V60H214L213 58H212ZM233 60H234V59H233ZM244 60H245V59H244ZM247 60H248V59H247ZM261 60H262V59H261ZM171 61H172V60H171ZM234 61H235V60H234ZM256 61H257V62H258V61L260 62L259 59H257ZM256 61H255V62H256ZM262 61H264V60H262ZM150 62H151V60H150V57H149V61H148V63H150ZM159 62H160V61H159ZM183 62H185V61H183ZM208 62H209V61H208ZM208 62H207V63H203V64H206V66L204 65V67H207ZM237 62L240 63L238 60H237ZM259 62L256 63L257 66H261V65H262V64L259 65V64H260ZM175 63L177 64V61H176V60H175ZM187 63H188V62H187ZM200 63H201V62H200ZM209 63H211V62H209ZM249 63H250V62H249ZM150 64H151V63H150ZM154 64H152V65H154ZM179 64L181 65L182 63H180V61H179ZM183 64H184V63H183ZM185 64H186V63H185ZM185 64L183 65L184 67H185ZM189 64H190V61H189ZM198 64H199V61H198ZM212 64H213V63H212ZM212 64H210V65H211L210 68H212L213 66H215L216 63H215L214 65H212ZM252 64H253V63H252ZM186 65H187V67H185V68H186L187 70H188V69L190 70L191 67L189 68V67H188V64H186ZM194 65H195V64H194ZM200 65H201V64H200ZM240 65L243 66L244 64L240 63ZM246 65H247V64H246ZM190 66H191V64H190ZM216 66H217V65H216ZM152 67H153V66H152ZM184 67H183V69H184ZM198 67H199V66H198ZM202 67H203V66H202ZM219 67H220V66H219ZM146 68L148 69L149 66H148V67L145 66V69H146ZM150 68H151V67H150ZM193 68H194V67H193ZM193 68H192V69H193ZM215 68H216V67H215ZM243 68H244V67H243ZM249 68H251V67H249ZM249 68H245V69L248 70ZM154 69H156V68H154ZM180 69H181V68H180ZM195 69H196V68H194L193 70H195ZM148 70H149V69H148ZM150 70H151V69H150ZM193 70H192V71H193ZM204 70H206V68H203V71H202V72L205 73ZM211 70H214V69H211ZM211 70H210V71H211ZM249 70H252V69H249ZM249 70H248V71H249ZM146 71H147V70H146ZM197 71H200V72H201V68L197 69ZM210 71L208 72V74L210 73ZM217 71H218V70H217ZM217 71H216V73H217ZM219 71H225V69H222V68H221V70H219ZM219 71H218V72H219ZM248 71H247V72H248ZM134 72H135V71H134ZM151 72H154V74H155L156 71H153V70H152ZM181 72H182V69H181ZM225 72H226V71H225ZM174 73H175V72H174ZM184 73H186V72H184ZM184 73H183V74H184ZM190 73H191V72H190ZM213 73H214V72H213ZM216 73H215L214 75H217V74H218L217 76H219V73H217V74H216ZM221 73L223 74L224 72H221ZM226 73H227V72H226ZM147 74H150V73H147ZM151 74H152V73H151ZM157 74H160V73H158V71H157ZM170 74H171V73H170ZM238 74H239V73H238ZM254 74H255V73L253 72V75H254ZM152 75H153V74H152ZM172 75H173V74H172ZM190 75H191V74H190ZM195 75H196V74H195ZM195 75H194V76H195ZM197 75H198V73H197ZM197 75H196V76H197ZM201 75H202V74H201ZM212 75H213V74H212ZM223 75H224V74H223ZM223 75H222V76H223ZM243 75H244V74H243ZM155 76H156V75H155ZM179 76H180V75H179ZM181 76H182V75H181ZM181 76H180V77H181ZM186 76H187V74H186ZM204 76H207L206 79L208 80V77L210 78L211 75L208 76V75L206 74V75H204ZM204 76H202V77H204ZM220 76H221V74H220ZM220 76H219V77H220ZM222 76H221V77H222ZM227 76H228V75H227ZM246 76H247V75H246ZM250 76H251V75H250ZM250 76H249V77H250ZM255 76H256V75H255ZM150 77H151V75H150ZM150 77H149V78H150ZM159 77H160V76H159ZM159 77L157 76V80H158ZM171 77H173V76H171ZM180 77H179V78H180ZM187 77H189V76H187ZM187 77H186V78H187ZM190 77H191V76H190ZM197 77H198V79H197V78H196V79H197V81H198V80L200 79L201 76H197ZM214 77H215V76H213L212 78L214 79ZM221 77H220L219 79H221ZM223 77H224V76H223ZM229 77H230V76H229ZM235 77H236L237 82H238L239 85H240V88H241L240 90H238V86H236V83L233 82V81H235L233 78H231V80L228 79V77H227V78H224V79H227V80H226V83L224 82L225 80H224V81H221V80H220L221 82H224V83H225V87H223V88H224V90L227 91V95H228V98H227V99H229V101H228L227 103H229V104H228V105L226 104V105H227V110H226V108H224V110L227 111V112L225 113V117L223 116V118H222V117L220 116V117L223 119V121H222V119H220V118L218 119V121L221 120V122H222L221 126H220V127L218 126L219 129L216 128V125H215V128L218 129L217 131H215V134L217 133V134H216L217 137L220 136V140H221V141H220L219 143H220V144L223 143V144H222V145L219 144V147H221V150L224 152V154H226L225 159H226V158H227V159H226V162H225V163L228 162L227 167H226V168H225V167L222 168L223 170H224V168H225V171H224V172H227V171H228V172L230 173V176H231V177H230L231 179L229 178V180L227 181L229 184H228V183H226V184L231 185L232 182H233L234 180H236V178H237V181H238V178L241 177L240 180H239L240 182L242 181L241 184H240L241 186H240V188H238V189H239V192H237L238 189L235 187V188L237 189L236 192L238 193V195H237L236 193H234V194L237 195V196H236V195L233 194V195H234V198H235V197L237 198L238 196H239V198H237V199H242V200H244V199L248 198V197H246L247 192H248V191H247L248 188H247V186H246V183H247V182H246L245 179H242V176H241V174H240L241 170L244 169V166H243L244 162H242L243 164L240 162V163L242 164L241 166L243 167V169H242L241 166H240V164H239V161H238V160H239V159H238V156L240 157V155L237 156V154H236V152H235V150H234V146H235L234 144H235V143L237 144V146H238V148H239V150H240V151H239V150H238V151L241 152V153H243V154L241 155L242 158H243V156H245V155L247 156V153H248V151H249V156H248V158H249V165H250V168H251V169H250V168H247L246 171H248V169H250V173H251V174H248V175H251V176L253 175V172H254L253 167H255V168H254L255 171L258 172L257 175H259V177H258V176H257V177L259 178V180H258V181H259V184L256 182L257 184L255 185V191H256V190H257V191L254 192V193H255V194H254V197L256 198L255 201H254V206H255V202H256V205H257V206L255 207V210H256V211L258 210V213H256V215L258 214V217H257V219H255L256 217L253 218V222H254V219H255V220H256V222L254 223V224H255V229H254V230H255V231H254V232H255V235H256V233H258V235H259V237L256 238V240L259 239V240H258L259 242L257 241V242H258L257 244H258L259 246H258L257 244L255 245V246L258 247V249H257V247H255V251H256V252L259 251V252H258V255H259V256L257 255V256H258V259H256V254H257V253L255 254V258H254V259H255V261L257 260V262H254V263H256V264H264V185L261 184V183L264 182V181L260 182V179H261V178H264V167L261 166L262 164L258 161L259 159L256 160V159L254 158V155H255V157H257V155H258V154L256 155L255 153H258V152H255V149H254L255 147H254L253 144H252L253 142H251V140L249 139V135H248L249 132L246 133V132H247V131L245 130V128H246V127H245V126H246L245 124H246V123L244 122V119H243V116H242L244 113H242V112L240 113V110L242 109V107H241V104H240L239 107H241V109L239 110V109H238V106H237V104H238L237 102H239V100H240L241 98H243V102H244V107H245V109L250 110L251 108H253L254 110H256V109L258 110V108H257V106H256L255 104H252V103H251V101H252L253 99L251 100V98H250V92H251L250 87H249L250 84H248V83L244 80V78H243L241 75H237V74L235 73ZM166 78H167V77H166ZM181 78H182V77H181ZM183 78H184V79H183ZM183 78H182L183 80L181 79V81H179V83L181 82V85H184V84H182L183 81H185L186 84L189 83V82H186V81H189L190 79H189V80H185V75H184ZM194 78H195V77H194ZM215 78H216V77H215ZM147 79H148V78H147ZM152 79H153V77H152ZM168 79H169V78H168ZM168 79H167V81H168ZM187 79H188V78H187ZM232 79H233V80H232ZM247 79H248V77H247ZM249 79L251 80L250 83H252V77L249 78ZM249 79H248V80H249ZM256 79H257V77H256ZM149 80H150V79H149ZM153 80H154V79H153ZM153 80H151V81H153ZM171 80H172V79H171ZM171 80H169L170 82L168 81V84L170 83V86H173V84L171 85ZM194 80H195V79H194ZM204 80H205V79H204ZM204 80L201 79V81H204ZM217 80H218V78H217ZM229 80H230V81H229ZM254 80H255V79H254ZM151 81H150V82H151ZM161 81H162V80H161ZM172 81H173V80H172ZM215 81H216V80H215ZM215 81H214V82H215ZM153 82H154V81H153ZM192 82H193V81H192ZM195 82H196V81H194V83H195ZM205 82H206V81H205ZM207 82H208V81H207ZM210 82H211V81H209V83H210ZM248 82H249V81H248ZM253 82H254V81H253ZM151 83H152V82H151ZM179 83H178V85L180 86ZM183 83H184V82H183ZM197 83H198V82H197ZM224 83H223V84H224ZM254 83H257V81L254 82ZM186 84H185V85H186ZM189 84H190V83H189ZM199 84H200V85H199ZM199 84H197V86H202V85H203L202 82H200ZM215 84H216V87H213L212 84L209 85V86H212V88H214L215 91H213V92L216 94V93H218V92L216 91V89H218V88H217V85L219 84V82L216 81ZM223 84L221 83V85L219 84L218 86H222ZM150 85H151V84H149V87H146V88H145V89H147L146 91H148V92H149V89H148V88L152 89ZM152 85H154V84H152ZM256 85H257V84H256ZM135 86H136V85H135ZM135 86H134V87H135ZM166 86H167V87H166ZM168 86H169V85H165V88L168 89ZM187 86H188V85H187ZM195 86H196V84H195V85L193 84L192 87L195 88ZM214 86H215V85H214ZM252 86L255 87L254 85H252ZM258 86H259V85H258ZM134 87H133V89H134ZM136 87H137V86H136ZM157 87H158V86H157ZM174 87H175V86H174ZM184 87H185V86H184ZM253 87H252V88H253ZM256 87H257V86H256ZM169 88H173V87H169ZM180 88H181V87H179V90H180ZM199 88H200V87H199ZM199 88H198V90H201V91H202V89H201V88L199 89ZM202 88H203V87H202ZM207 88H208V86L205 87V89H207ZM225 88H226V89H225ZM153 89H154V88H153ZM174 89H175V88H173V90H174ZM181 89H183V88H181ZM184 89H186V88H184ZM187 89H190V88L187 87ZM203 89H204V88H203ZM209 89H211V88H209ZM220 89H221V88H220ZM220 89H219V90H220ZM135 90H136V89H135ZM169 90L173 91L172 89H169ZM198 90H196V92H198ZM222 90H223V89H222ZM254 90H255V91H254V94L256 95L257 92H258L259 90L257 89V90H258L257 92H256V89H254ZM132 91H134V90H132ZM167 91H168V90H167ZM171 91L168 92V93H172ZM175 91H176V90H175ZM187 91H189V90H187ZM187 91L185 90L184 93H186ZM190 91H191V90H190ZM194 91H195V89H193V92H194ZM252 91H253V90H252ZM144 92H145V90H144ZM202 92H203V91H202ZM202 92H199V95H201ZM208 92H210V91H208ZM211 92H212V91H211ZM222 92H224V91H222ZM32 93H33V92H32ZM132 93L135 94V92H132ZM142 93H143V92H142ZM165 93H166V92H165ZM173 93H174V92H173ZM176 93H177V92H176ZM176 93H175V94H176ZM187 93H188V92H187ZM189 93H190V92H189ZM189 93H188V94H189ZM194 93H195V92H194ZM200 93H201V94H200ZM204 93L206 94V92H204ZM134 94H133V96H134ZM143 94H144V95H142V96H145V97H146V98L144 97L145 99H148L149 96H150V95H149L150 92H149L148 94H147L146 92L143 93ZM146 94H147V96L149 95L148 98H147ZM205 94H204V95H205ZM208 94H209V93H207L206 95L209 96L210 94H209V95H208ZM211 94H212V93H211ZM215 94H214V95H215ZM218 94H219V93H218ZM222 94H223V93H222ZM222 94H221V95H222ZM225 94H226V93H225ZM152 95H153V94H152ZM165 95H166V97H168V100H170L171 97H172L171 95H168V96H167V94H165ZM165 95H163V96H164V97H163L164 99L166 98ZM172 95H173V94H172ZM183 95H184V97L186 98L185 94H183ZM183 95H181V96H183ZM196 95H197L196 97H198V94H196ZM206 95H205V96H206ZM216 95H217V94H216ZM221 95H220V97H218V95H217V97L220 99V98L222 97ZM258 95H259V94H258ZM169 96H170V97H169ZM174 96H175V95H174ZM174 96H173V97H174ZM193 96H194V94H193ZM193 96H192L191 99L194 98V100H195L196 97H193ZM202 96H203V94H202ZM202 96H201V97H202ZM210 96H211V95H210ZM210 96H209V97H210ZM212 96H213V94H212ZM224 96H225V95H224ZM215 97H216V96H215ZM215 97H213V98H215ZM225 97H226V96H225ZM225 97H224V98H225ZM141 98H142V97H141ZM181 98H182V97H181ZM185 98L183 99V100H184L183 103L186 104L187 102L185 101ZM188 98H189V97H188ZM210 98H211V97H210ZM213 98H212V99H213ZM145 99L142 98V100H140V102L143 101V100H145ZM164 99L162 100V102H164ZM172 99H173V98H172ZM175 99H176V97H175ZM175 99L170 100V101L167 102V103H168V104L170 103V104H173V105H174L175 102H174V103H171V102L174 101ZM202 99H203V98H200V99L198 98L197 101L200 102L199 100H202ZM205 99H206V101H208L207 98H205ZM216 99H217V98H216ZM219 99L217 100V101H218V104H221V103H219V102L221 101V100H219ZM152 100H153V99H152ZM159 100H161V99H159ZM165 100L167 101V98H166ZM188 100H189V99H188ZM194 100H192V101H194ZM176 101H178V100H176ZM197 101H196V103H198ZM209 101H211V102L214 101V102L217 103V101H215V100H209ZM209 101H208V106H207V104L204 105V106H207V107L210 109L209 106L211 105V103L209 104ZM223 101H224V100H223ZM225 101H226V99H225ZM158 102H159V101H158ZM162 102H161V104H162ZM194 102H195V101H194ZM76 103H77V102H76ZM144 103H145V102H144ZM144 103H142V104L139 103V106H140V104L143 105ZM148 103H149V102H148ZM176 103H177V102H176ZM178 103H179V105L181 106V103H180V102H178ZM189 103H190V102H189ZM189 103H187L188 106H189ZM205 103H206V102H205ZM216 103H215V104H216ZM145 104H146V103H145ZM156 104H157V103H156ZM161 104H160V105H161ZM168 104H167V105H168ZM185 104H184V105H185ZM192 104L195 106V107L193 106L194 111H195V109H196V105H195V103H193V102H192ZM198 104H199V103H198ZM198 104H197V105H198ZM200 104H201V103H200ZM202 104H203V103H202ZM202 104H201V106H202ZM218 104H217V106H218ZM56 105H57V104H56ZM148 105H149V104H148ZM160 105H159V106H160ZM162 105H164V104H162ZM167 105H166V102H165V106H167ZM173 105H172V106H173ZM159 106H158V107H159ZM185 106H186V105H185ZM212 106H213V107H211V108H212V109H214V108L216 109V108H217L216 110H218V107H219V109L221 108L220 106L217 107L216 105H213V103H212ZM214 106H215V107H214ZM221 106H222V105H221ZM82 107H83V106H82ZM143 107H144V106H143ZM169 107H170V105H169ZM177 107H179V106H177V105L175 106V105H174L173 108H171V107H170V108L166 107V108H168V109H169V113H171L172 109L175 108V110H176ZM190 107H191V106H190ZM199 107H200V106H199ZM207 107H206V108H207ZM138 108H139V107H138ZM144 108H145V107H144ZM144 108L141 109V107H140L141 110H144V111H145ZM159 108H160V110L163 109L162 107H159ZM159 108H158V109H159ZM191 108H192V107H191ZM191 108H190V109H191ZM193 108H192V109H193ZM202 108H203V107H201L200 109H198V106H197L198 111H199V110H202ZM208 108H207V109H208ZM170 109H171V111H170ZM178 109H180V110L182 111V109H181L180 107H179ZM212 109H211V111H212ZM215 109H214V110H215ZM262 109H264V108H262ZM34 110H35V109H33L32 111H34ZM55 110H56V109H55ZM77 110H78V109H77ZM81 110H83V108H82ZM146 110H147V109H146ZM149 110H150V109H149ZM214 110H213V113H211L212 116L216 114V113L214 114ZM224 110H222V113H221V114H224ZM38 111H40V110H38ZM161 111H162V110H161ZM164 111H165V113L167 112L166 109H165ZM185 111H187V108H186ZM191 111H192V110H190V112H191ZM194 111H192V112L194 113ZM198 111L196 110V112H198ZM36 112H37V111H36ZM157 112H158V111H157ZM172 112H173V111H172ZM175 112H176V111H175ZM175 112H174V113H175ZM178 112H179V111H177L176 113L178 114ZM206 112H207V111H206ZM208 112H209V110H208ZM215 112H216V111H215ZM252 112H253V110H252ZM40 113H41V112H40ZM82 113H83V112H82ZM159 113H160V112H159ZM174 113H172V114L174 115ZM176 113H175V115H176ZM180 113H182L183 116L186 115V114L184 115V111H183V112H180ZM193 113H192V114H193ZM217 113H219V112H217ZM247 113H249V112H247ZM42 114H43V113H42ZM145 114H146V113H145ZM161 114H162V112H161ZM196 114H197V113H196ZM203 114H204V113H203ZM221 114H220V115H221ZM37 115H38V114H37ZM40 115H41V114H40ZM40 115H39V117H40ZM84 115H85V114H84ZM173 115H172V116H173ZM201 115H202V113L199 114V112H198V116L200 117ZM248 115H249V114H248ZM43 116H45V115H43ZM167 116H168L169 118H170V117L172 118V116H170V115H166V119H167V120L169 119ZM177 116H178V115H177ZM190 116L192 117L193 115H190ZM194 116H195V115H194ZM194 116H193V117H194ZM196 116H197V115H196ZM212 116H211V117H212ZM217 116H218V115H217ZM255 116H256V115H255ZM179 117H181V115H179L177 118H179ZM185 117H186V119H187L188 116H185ZM203 117H204V119H205V116H203ZM203 117L201 118V120L203 119ZM164 118H165V116H164ZM171 118H170V119H171ZM175 118H176V116H174L173 121H174ZM182 118H183V117H182ZM212 118H213V117H212ZM212 118H211V120H212ZM250 118H251V116H250ZM170 119H169V120H170ZM186 119H185V120H186ZM204 119H203V120H204ZM252 119H253V118H252ZM84 120H85V119H84ZM164 120H165V119H164ZM180 120L183 121L182 119H180ZM188 120H189V118H188ZM205 120H206V119H205ZM253 120H254V121H253V122H254V123H253V124H254V125H253V128H254V131H255L256 136L259 138V134H260V132H259V124L262 125V121L260 120V117H258V116H256L255 119H253ZM32 121H33V120H32ZM81 121H83V120H81ZM171 121H172V119H171ZM199 121H200V120H199ZM206 121H207V120H206ZM218 121H217V122H218ZM33 122H34V121H33ZM176 122H178V121H176ZM176 122H175V123H176ZM187 122H188L187 120H186V122L184 121L185 124H186ZM190 122H191V120H190ZM197 122H198V121H197ZM221 122L219 121V123H221ZM243 122H244V124H243ZM56 123H57V122H56ZM82 123H83V122H82ZM169 123H170V122H169ZM169 123H168V125H167V127H168L167 130H168L169 127H170V126H169ZM171 123H173V122H171ZM181 123H183V122H181ZM219 123H218V124H219ZM152 124H153V123H152ZM187 124L189 125V123H187ZM216 124H217V123H216ZM251 124H252V123H251ZM31 125H33V124H31ZM58 125H60V124H58ZM63 125H64V124H63ZM99 125H100V124H99ZM176 125H177V124H176ZM183 125H184V124H183ZM188 125H187V126H188ZM191 125H192V124H190L189 126H191ZM199 125L201 126V124H199ZM199 125H198L197 128H198V129H201V130L199 131V130H197V128H196V130H197V132H200V136H202V135H203V133L201 132V131H202V128H201ZM203 125H204V124H203ZM244 125H245V126H244ZM56 126H57V125H56ZM64 126H65V125H64ZM179 126L181 127L180 123H179ZM179 126H178V127L176 126L178 130H179ZM38 127H39V126H38ZM41 127H42V126H41ZM41 127H40V128H41ZM61 127H62V126H61ZM171 127H172V126H171ZM183 127H186V125H184ZM204 127L206 128L207 125L205 124ZM234 127L236 128L235 135H236V133H237V135H236L237 142H235V143L233 144V143H232V139H231V138H233V137H231L230 134L232 133V128H234ZM244 127H245V128H244ZM62 128H63V127H62ZM93 128H94V127H93ZM165 128H166V127H165ZM165 128L162 130L163 132H164ZM174 128H175V125H174ZM205 128H204V134L207 133V131H208V129L206 128L207 130H205ZM260 128H261V127H260ZM36 129H37V127H36ZM38 129H39V128H38ZM97 129H98V127L96 128V130H97ZM170 129H172V128H170ZM170 129H169V130H170ZM175 129H176V128H175ZM177 129H176V131H177ZM180 129H183V128L181 127ZM185 129H187V128H185ZM246 129H249V128H246ZM250 129H251V128H250ZM26 130H27V129H26ZM61 130H62V129H60V131H61ZM65 130H66V129H65ZM96 130L94 129V131H96ZM167 130H166V131H167ZM183 130H184V129H183ZM43 131H44V130H43ZM43 131H42V133H43ZM166 131H165V132H166ZM174 131H175V130H174ZM192 131H193V130H192ZM205 131H206V132H205ZM230 131H231V132H230ZM28 132H29V131H28ZM91 132H92V129H91ZM91 132H90V133H91ZM170 132H171L172 134H174V133H173V129H172V131H170ZM170 132H168V134H169ZM179 132H181V131H177V135H178V137H182V135L179 136V134H180ZM186 132H187V130H186ZM208 132H209V131H208ZM261 132H262V131H261ZM24 133H25V132H24ZM29 133H30V132H29ZM37 133H38V132H37ZM61 133H62V132H61ZM138 133H139V132H138ZM161 133H162V132H161ZM181 133H182V132H181ZM201 133H202V135H201ZM233 133H234V132H233ZM38 134H39V133H38ZM168 134L164 135V138H165V139H166L165 136H167ZM197 134H198V133H197ZM197 134H196V135L194 134V136H195V137H198ZM29 135L31 136V133H30ZM29 135H27V137H28ZM32 135H33V134H32ZM140 135H141V134L139 133V136H138L137 134H136L135 136H136V137L138 136V139H139ZM177 135H176V136H177ZM187 135H188V134H187ZM205 135H206L207 138H210V137H211L210 135L207 136L208 134H205ZM232 135H233V134H232ZM22 136H23V135H22ZM30 136H29V137H30ZM89 136H90V135H89ZM135 136L132 138L133 140L135 139ZM170 136L173 137V139H174L175 134H174V136H172V135H170ZM200 136H199V137H200ZM27 137H26V138H27ZM33 137H34V136H33ZM141 137H142V139H141ZM141 137H140V140H142V142L144 143V141H143V137H144V136H141ZM171 137L168 136V138L171 140V145H172V146H173V143L175 144V142H176V144H177V143H178L177 141H180V140L182 141L181 138H180V140H178L179 138H175L176 141H175V142H172L173 140H172ZM206 137H205V139L207 140ZM217 137H216V140H215L216 142H218V138H217ZM23 138H24V136H23ZM144 138H145V137H144ZM164 138H163V139H164ZM185 138H186V136H185ZM88 139H89V138H88ZM122 139H123V138H122ZM132 139H131V140H132ZM146 139H148V138H146ZM194 139H195V138H194ZM199 139H201V138H199ZM234 139H235V137H234ZM27 140H28V139H27ZM33 140H34V139H33ZM33 140H32V141H33ZM89 140H90V139H89ZM135 140H137V138H136ZM170 140H169V142H167V141H166V142L169 144V143H170ZM185 140H186V139H184V141H185ZM188 140H189V139H188ZM195 140H196V139H195ZM195 140H194V141H195ZM197 140H198V138H197ZM201 140H202V139H201ZM209 140H211V139H209ZM209 140H207V141H209ZM222 140H223V141H222ZM32 141H31V142H32ZM35 141H36V138H35ZM70 141H71V140H70ZM146 141H148V140H146ZM162 141H163V140H162ZM181 141H180V143H181ZM198 141H199V140H198ZM28 142H29V141H28ZM31 142H30V144H31ZM119 142H120V139H119ZM121 142H123V140H122ZM124 142H125V141H124ZM137 142H138V143H137ZM142 142H140V141H138V140L136 141V143H137L138 146H141L139 143H142ZM166 142H165V144H167ZM185 142H186V141H185ZM202 142L204 143V139H203V141L198 142V144H200V143L202 144ZM205 142H206V141H205ZM221 142H222V143H221ZM36 143H37V142H36ZM36 143H35V145H36ZM143 143H142V146H144ZM146 143H147V142H146ZM183 143H184V142L182 141V144H183ZM196 143H197V142H196ZM196 143H194V145H195ZM207 143H208V142H207ZM207 143H206V144H207ZM209 143H210V141H209ZM37 144H38V143H37ZM87 144H88V143H87ZM204 144H205V143H204ZM256 144H257V142H256ZM32 145H33V144H31V146H32ZM121 145H122V143H121ZM178 145H179V144L174 145V146H176V150H178V148H177V147H179ZM180 145H181V144H180ZM184 145H185V143H184ZM194 145H193V146H194ZM196 145H197V144H196ZM36 146H37V145H36ZM91 146H92V145H91ZM142 146L140 147L139 150L136 149V152H137V151H140V152H141V150L143 151V147H142ZM165 146H166V145H165ZM210 146H212V145L209 144V146H208V144H207L208 150H210V149H209V148H211ZM34 147H35V146H34ZM146 147H147V146H146ZM146 147H144V149H145ZM162 147H163V146H162ZM168 147H169V145L167 146V148H168ZM180 147H182V146H180ZM183 147H184V146H183ZM201 147L203 148L204 145L201 146ZM259 147H260V152L262 153V155H264V146H262L261 144H260V145L258 144V149H259ZM91 148H92V147H91ZM93 148H94V147H93ZM135 148H136V147H135ZM135 148H134V150H135ZM137 148H138V147H137ZM159 148H160V147H159ZM172 148H173V147H172ZM172 148L169 147L170 150H171ZM196 148L198 149V148H200V147L198 146V147H196ZM196 148H194V150L198 151ZM202 148H201V149H202ZM205 148H206V147H205ZM236 148H237V147H236ZM38 149H39V148H38ZM192 149H193V148H192ZM206 149H207V148H206ZM219 149H220V148H219ZM149 150H152V148L149 149ZM153 150H154V149H153ZM165 150H166V149H165ZM170 150H169V151H170ZM208 150H207V151H208ZM144 151H145V150H144ZM144 151L142 152V154H144ZM147 151H148V149H147ZM166 151H167V150H166ZM172 151H173V149H172ZM172 151L170 152L171 154L174 153V151H173V152H172ZM179 151L181 152L180 148H179ZM196 151H195L194 153L198 155V153H200V152L197 153ZM199 151H200V149H199ZM210 151H211V150H210ZM246 151H247V153H246ZM133 152L136 153L135 151H133ZM180 152H179V153H180ZM191 152H193V151H191ZM223 152H222V154H223ZM105 153H106V152H105ZM134 153H133V154H134ZM146 153H147V152H146ZM146 153H145V155H146ZM150 153H151V152H150ZM150 153H149V155H150ZM154 153H155V152H154ZM163 153L166 154L165 152H163ZM176 153H177V152L175 151V155H176V157L181 156L180 154H178V156H177ZM202 153H203V152L201 151V155H202ZM237 153H238V152H237ZM138 154L141 155V153H139V152H138ZM164 154H163V155H164ZM167 154H169V153H167ZM171 154H170V155H171ZM207 154H209V155H207V156H211V157H208V159H209V160L211 159L210 162L213 163L214 160L216 159V158L214 157L215 154L213 155V157H214L213 159H214V160L212 159V155H210V152H209V153L207 152ZM212 154H213V153H212ZM224 154H223V156H224ZM238 154H239V153H238ZM42 155H43V154H42ZM106 155H107V157H113V156H112L113 154L111 155V152H110V155H111V156H109V155H108V152H107L105 155H103V156H105V157H104V158H105V161L103 160L104 158H103V159L101 158L102 160H99V161H100V164L102 163L101 161L106 162V159H107L108 162L110 161V160H108V158L106 157ZM156 155H157V154H156ZM156 155H155V156H156ZM170 155H169V157H171ZM175 155L173 154V156H172L173 159H175V158H174ZM192 155H194V154H192ZM201 155L199 156V158H201ZM204 155H205V153H204ZM90 156H91V155H90ZM135 156H136V154L134 155V157H135ZM137 156H138V155H137ZM141 156H142V155H141ZM147 156H148V155H147ZM155 156H154V158L157 157V156H156V157H155ZM207 156H206V157H207ZM221 156H222V155H221ZM143 157L148 158V157H146V156H144V155H143ZM163 157H164V156H163ZM167 157H168V155H167ZM169 157H168V159H169ZM172 157H171V162H170V160H169L170 163H172V162L174 161V160L172 159ZM195 157H198V156H195ZM203 157H204V156H203ZM216 157H217V156H216ZM145 158H143V159H145ZM189 158H191V157H189ZM223 158H224V157H223ZM240 158H241V157H240ZM248 158H245V159L248 160ZM257 158H258V157H257ZM259 158H260V157H259ZM143 159H142V160H143ZM148 159H149V158H148ZM164 159H165V158H164ZM168 159H167V160H168ZM180 159H182V157H181ZM196 159H197V158H196ZM202 159H203V158H202ZM243 159H244V158H243ZM253 159H255L256 161H258L259 163H256V164H255V163L253 162V161H255V160H253ZM90 160H91V159H90ZM135 160H137L136 157H135ZM151 160H152V159H151ZM162 160H163V159H162ZM182 160H183V159H182ZM203 160H204V159H203ZM209 160H207V161L209 162ZM212 160H213V161H212ZM227 160H228V161H227ZM145 161H146V159H145ZM153 161H154V159H153ZM190 161H192V162L194 163L195 160L192 159V160H190ZM198 161H199V159H198ZM198 161H197V162H198ZM215 161H217V160H215ZM221 161H222V160H221ZM241 161H243V160L241 159ZM111 162H112V161H111ZM147 162H148V161H146L145 164H146ZM158 162H159V161H158ZM176 162H177V161H175L174 163L176 164ZM183 162H186V161L184 160ZM183 162H182V163H183ZM195 162H196V161H195ZM203 162H204V161H203ZM208 162H207L206 164H208ZM247 162H248V161H247ZM247 162H245V163H247ZM44 163H45V162H44ZM182 163H181V164H182ZM193 163H191L192 165H190V166H191V168H190L191 170L189 169L190 171H192V168H193V167H194L195 169L198 167V166L195 167V164H196V163H194V164H193ZM200 163L202 164L201 161H200ZM214 163H215V162H214ZM221 163H222V162H221ZM27 164H28V163H27ZM98 164H99V163H98ZM100 164H99L98 166H100ZM108 164H109V163H108ZM136 164L139 165V164L137 163V161H135L134 166H133L132 169H134V167L137 166ZM158 164H159V163H158ZM158 164H157V166H158ZM160 164H164V161H161ZM181 164H180V166H181ZM201 164H200V165H201ZM203 164H204V163H203ZM209 164H210V163H209ZM33 165H34V164H33ZM112 165H113V162H112ZM135 165H136V166H135ZM149 165H151V164H149ZM155 165H156V164H155ZM155 165H154V166H155ZM168 165H169V164H168ZM172 165H173V163H172ZM172 165H171V166H172ZM177 165H179V164H176V166H177ZM197 165H198V163H197ZM200 165H199V167H198L199 169L197 168V169H198V171H197L198 174H199V170L201 171V169H200L201 166H200ZM204 165H205V164H204ZM210 165H212V164H210ZM244 165H245V164H244ZM246 165H248V164H246ZM257 165H258V166H257ZM45 166H46V165H45ZM101 166L104 167L103 165H101ZM101 166H100V167H101ZM105 166H106V165H105ZM109 166H111V163L109 164ZM165 166H166V165H165ZM165 166L162 165L163 172L167 170V168H166ZM184 166H185V165L183 164L182 167L184 168ZM206 166H207V165H206ZM213 166H215V164H213ZM213 166H212V168H213L212 171H214V172H215V175H216V171L214 170V167H213ZM216 166H217V165H216ZM216 166H215V169L217 168ZM223 166H226V164L223 165ZM23 167H25V165H24ZM27 167H30V166H27ZM27 167H26V168H27ZM100 167H99V168H100ZM158 167H159V166H158ZM163 167H164V168H163ZM174 167H175V166H174ZM174 167H172V168H174ZM203 167H204V166H202V169H203ZM246 167H247V166H246ZM104 168H105V167H104ZM104 168H102L103 171L100 170L101 172H103V175H101V176H103V177L105 176V174H104V170H105L107 167H106L105 169H104ZM111 168H112V166H111ZM137 168L140 170L139 167H136L135 169H137ZM146 168H147V166H146ZM152 168H154V167H152ZM165 168H166V169H165ZM178 168H179V167H178ZM194 168H193V169H194ZM210 168H211V167H210ZM116 169H117V168H116ZM159 169H160V168H159ZM164 169H165V170H164ZM174 169H175V168H174ZM179 169H180V168H179ZM195 169L193 170L194 172L197 170V169H196V170H195ZM226 169H227V170H226ZM23 170H25V169L23 168ZM110 170H112V169H110ZM139 170H138V171H139ZM170 170H173V169L170 168L168 171L170 172ZM177 170H178V169H177ZM177 170H176V172L174 171V173H177ZM182 170H183V169H182ZM204 170H205V169H204ZM204 170H203V171H204ZM26 171H27V170H26ZM132 171H134V170H132ZM158 171H159V170H158ZM179 171H180V170H179ZM193 171H192V172H193ZM206 171H208V170H206ZM29 172H31V171H29ZM135 172H137V171L135 170V171L133 172V175H134V176H138V179H139V174H141V173H135ZM146 172H147V171H146ZM149 172H150V171H149ZM201 172H202V171H201ZM243 172H244V171H243ZM256 172L254 173L255 175L252 176V177H254L255 180L257 181V179H256ZM37 173H38V172H37ZM105 173H106V172H105ZM107 173H108V172H107ZM170 173H172V171H171ZM174 173H173V174H174ZM195 173H196V172H195ZM195 173H194V174H195ZM204 173H207V172L204 171ZM204 173H203V174H204ZM101 174H102V173H101ZM135 174H138V175H135ZM144 174H145V173H144ZM150 174H151V172H150ZM163 174L165 175V174H167V172H166V173H163ZM187 174H188V175H189V174L191 175V172H190V173L187 172ZM187 174H186L185 176L189 177L190 175L188 176ZM194 174L192 173L193 176H192V175H191V176H192V177H195V176L197 175V176L199 177L198 174H196V175H194ZM213 174H214V173H213ZM224 174H225V173H224ZM23 175H24V174H23ZM28 175H29V173H28ZM167 175H168V174H167ZM175 175H176V174H175ZM178 175H179V174H178ZM204 175H205V174H204ZM204 175H203V176H204ZM226 175H227V173H226ZM10 176H11V175H10ZM106 176H107V175H106ZM130 176H131V173H130ZM141 176H142V175H141ZM144 176H145V175H144ZM144 176H142V178H141L142 180H143V177H144ZM146 176H147V175H146ZM151 176L154 177L153 174H152ZM173 176H174V175H173ZM197 176H196V177H197ZM200 176H202V175H200ZM216 176H217V175H216ZM222 176H223V175H222ZM23 177L25 178L26 176H23ZM103 177H102V178H103ZM165 177H168V176H165ZM171 177H172V176H170L169 180H171ZM180 177H181V176L177 177V180H176V181H177V182H176L177 184L179 183L178 180L180 179ZM187 177H186L185 179H187ZM196 177L193 178V179H194L193 182H196V183H197V182H199L198 180H200L201 178L199 177V178H197V181H195V180H196ZM205 177H206V175H205ZM228 177H229V176H228ZM252 177H251V178H252ZM10 178H11V177H10ZM100 178H101V177H100ZM102 178H101V180H102ZM130 178H132V177H130ZM133 178H135V177H133ZM146 178H149V179H150L149 176L146 177ZM178 178H179V179H178ZM207 178H208V173H207ZM213 178H214V177H213ZM254 178H253V179H254ZM25 179H27V178H25ZM25 179H24V180H25ZM149 179H148V180H149ZM174 179H176V176H175ZM188 179H189V178H188ZM191 179H192V178H191ZM193 179H192V180H193ZM202 179H203V178H202ZM208 179H209V180L211 179V178H210V175H209V178H208ZM223 179H224V178H223ZM227 179H228V178H227ZM5 180H6V178H5ZM101 180L99 179L100 182H101ZM148 180H147V181H148ZM150 180H151V179H150ZM150 180H149V181H150ZM152 180H153V178H152ZM167 180H168V179H167ZM209 180L207 181V179L204 178V181H203V182L207 181V182H206V186H210V185H212V187H213L214 182H213V184H211V183L209 182ZM213 180H214V179H213ZM230 180H231V182H229ZM255 180H253V181H255ZM261 180H264V179H261ZM102 181H103V180H102ZM106 181H107V180H106ZM106 181H105V182H106ZM132 181H133V183H134V180H132ZM145 181H146V179H145ZM145 181H144V182H145ZM163 181H164V180H163ZM172 181H173V179H172ZM174 181H175V180H174ZM179 181H180V180H179ZM210 181L212 182V180H210ZM218 181H219V180H218ZM237 181H234V182L236 183ZM100 182H97V183L99 184ZM126 182L129 183V182H131V180H130V181H127V180H126ZM135 182H136V181H135ZM137 182H138V180H137ZM152 182H154V181H151V182H149V183H150L151 185H153L154 183H152ZM180 182H181V181H180ZM188 182H189V180H188ZM188 182H187V183H188ZM190 182H192V181H190ZM208 182H209V183H208ZM234 182H233V185H235ZM240 182H239V183H240ZM24 183H25V182H24ZM128 183H127V184L125 183L127 186H126V187L123 186L124 189H125V188L128 189V188L130 187V184H131V183H130L129 185H128ZM133 183H132V184H133ZM149 183H148V182H145V184L149 185L148 187H150V184H149ZM169 183H171V181H169ZM207 183H208V185H207ZM216 183H218V182H216ZM230 183H231V184H230ZM248 183H249V182H248ZM248 183H247V185H248ZM98 184H97L96 186H95V185H94V186L97 187ZM100 184H101V183H100ZM125 184H124V185H125ZM138 184H139V183H138ZM140 184H141V183H140ZM140 184H139V185H140ZM143 184H144V183H142L141 186L146 188L147 186H145V185L143 186ZM158 184H159V181H158ZM166 184H167V182H166ZM177 184H176V185H177ZM190 184H192V183H190ZM199 184H200V183H199ZM199 184H198V185L195 184V186H199ZM202 184H203V183L200 184L199 189H201V185H202ZM204 184H205V183H204ZM204 184H203V185H204ZM249 184H252V183H249ZM254 184H255V183H254ZM68 185H69V184H68ZM164 185H165V184H164ZM218 185H220V184L218 183ZM218 185H217V186H218ZM228 185H227V187H228ZM233 185H231V186L233 187ZM236 185H238V183H237ZM257 185H258V186H257ZM94 186H92V187L95 189ZM103 186H104V185L101 184V187L103 188L102 191L105 190V187H103ZM128 186H129V187H128ZM131 186H132V185H131ZM133 186H134V185H133ZM135 186H136V184H135ZM135 186H134V187H135ZM158 186H159V185H158ZM167 186H169V185H167ZM178 186H179V185H177L176 187L178 188ZM181 186H183V185H181ZM195 186H194V187H195ZM217 186H216V187H217ZM225 186H226V185H225ZM231 186H230V187H231ZM249 186H250V185H249ZM69 187H70V186H69ZM69 187H68V188H69ZM101 187H100V185L98 186L99 189H100ZM123 187H122V188H123ZM148 187H147V188H148ZM152 187H153V186H152ZM152 187H150V188L152 189ZM163 187L165 188V186H163ZM170 187H171V186H170ZM174 187H175V185H174ZM212 187L210 186L209 189L212 188ZM218 187H219V186H218ZM218 187H217V189H218ZM238 187H239V185H238ZM102 188H101V189H102ZM132 188H133V187H132ZM145 188H144V189H145ZM150 188H148V191L151 190ZM188 188H189V187H188ZM204 188H205V187H204ZM235 188H234V189H235ZM72 189H73V188H72ZM96 189H97V188H96ZM124 189H123V190H124ZM129 189H130V188H129ZM153 189H154V187H153ZM153 189H152V190H153ZM155 189H156V188H155ZM166 189H168V188H166ZM170 189H171V188H170ZM180 189H181V188H180ZM184 189H185V188H184ZM189 189H190V188H189ZM192 189H194V188H192ZM207 189H208V188H207ZM207 189H206V190H207ZM209 189H208V190H209ZM220 189H221V188H219L218 190H220ZM228 189H229V188H228ZM47 190H48V189H47ZM68 190H70L69 192H71L70 195H71V197H72V195H74L75 192H74V191H71V189H68ZM97 190H98V189H97ZM97 190H95L96 193H98ZM121 190H122V189H121ZM141 190H143V189L141 188ZM168 190H169V189H168ZM171 190H172V189H171ZM177 190H178V189H177ZM202 190H203V189H202ZM92 191H93V190H92ZM98 191H100V190H98ZM102 191H100L101 196H100V194L98 195V196H100V198H99V197H96L97 200L93 199V201H92L93 203H94V201H97V203H98L99 200H101V202L105 200L104 197H106V196H102V195L106 194V193H104L106 190H105L103 193H102ZM128 191H131V190H128ZM128 191L126 192V193H128V194H130V193L133 192V191H131V192H128ZM136 191H137V190H136ZM145 191H147V189L144 190V192H145ZM182 191H183V190H182ZM182 191H181V193H182ZM185 191H187V190H185ZM193 191H194V190H192V192H193ZM211 191H212V189H211ZM211 191H208V192L211 193ZM222 191H223V190H222ZM222 191L220 190V192H222ZM65 192H66V191H65ZM69 192H67V193L69 194ZM72 192H74V194H73ZM119 192H120V191H119ZM153 192H154V191H153ZM177 192H178V191H177ZM195 192H196V191H195ZM195 192H194V195H195ZM199 192L202 193L201 190H200ZM220 192H219L218 194H221ZM77 193H78V192H77ZM113 193H114V190H113ZM122 193H124V192L122 191ZM150 193H152V192H150ZM165 193H166V191L164 192V194H165ZM167 193H169V195H170V192H167ZM196 193H197V192H196ZM201 193H200L199 195H200V197L202 198L203 194L201 195ZM203 193H204V192H203ZM205 193H206V192H205ZM228 193H229V192H228ZM152 194H153V193H152ZM179 194H180V192H179ZM186 194H187V193H185V196L188 195V194H187V195H186ZM197 194H198V193H197ZM208 194H209V193H208ZM218 194H217V195L214 194V195L216 196V198H220L221 196H222V197L224 196V195L219 196ZM65 195H67V194H65ZM70 195H69V196L67 195V197L71 198ZM90 195H91V194H90ZM93 195H94V194H93ZM121 195H122V194H121ZM125 195H126V194H124V196H125ZM130 195H131V198H130L129 195H128V199L130 198L131 201H132V200H133V198H132V194H130ZM133 195H136V194H133ZM143 195H144V194H143ZM149 195L151 196V194H148V198H147V199L150 198ZM169 195H166V196L168 197ZM180 195H182V194H180ZM204 195H205V194H204ZM206 195H207V194H206ZM31 196H32V195H31ZM136 196H137V195H136ZM141 196H142V195H141ZM141 196L138 197V198H139V199H143ZM144 196H145V195H144ZM146 196H147V195H146ZM153 196H154V195H153ZM162 196H163V195H162ZM182 196H183V195H182ZM210 196H211V195H210ZM248 196H250V195H248ZM33 197H35V196H32V198H33ZM60 197H62V196H60ZM74 197L77 198V195H76V196L74 195ZM89 197H90V196H89ZM121 197H122V198H120V199L123 200V196H121ZM125 197L127 198V195H126ZM125 197H124V200H125ZM154 197H155V196H154ZM164 197H165V196H164ZM167 197H165V198H167ZM171 197H173V196H170V198H171ZM178 197H179V196H178ZM222 197H221V198H222ZM244 197H246V198H244ZM25 198H26V197H25ZM28 198H30V197H28ZM91 198H95V197H91ZM135 198H136V197H135ZM135 198H134V199H135ZM138 198H137V199H138ZM168 198H169V197H168ZM181 198H182V197H181ZM185 198H186V197H185ZM194 198H195V197H194ZM201 198H200V200H201ZM214 198H215V197H214ZM221 198H220V201L223 200V199H221ZM252 198H253V196H252ZM110 199H111V198H110ZM128 199H126L125 202H127ZM137 199H136V200H137ZM145 199H146V198H145ZM147 199H146V202H145V203H149V202H147ZM171 199H172V198H171ZM197 199H199V197L196 198V201H197ZM210 199H211V197H210ZM227 199H228V198H227ZM237 199H236V201H237ZM249 199H250V197H249ZM249 199H248V200H249ZM25 200H26V199H25ZM25 200H24V201H25ZM33 200H34V198H33ZM91 200H92V199H91ZM108 200H109V199H108ZM136 200H135V202H136ZM150 200H152V201L155 200V201H154L155 203L153 204V202H151ZM150 200H149V201H150L151 203H150V205L148 204V206H150L148 210H146V206H145V207H142V208H145L144 211L147 212L146 215L148 214V215L150 216L149 218L152 217V216L150 215V212L152 211V208L154 209V205H155V204H156V205L158 204V203H156V202L158 201V199H157V201H156V197H155L154 200H153V199H152V196H151ZM179 200H180V199H179ZM181 200H182V199H181ZM183 200H184V196H183ZM183 200H182V201H183ZM202 200H203V199H202ZM64 201H65V200H64ZM64 201H63V203H64ZM106 201H107V200H106ZM131 201H128V203L131 202ZM138 201H139V200H138ZM138 201H137V202H138ZM164 201H165V200H164ZM168 201L170 202V200H168ZM204 201H205V200H204ZM220 201L218 200V203H220ZM92 202H91V203H92ZM99 202H100V201H99ZM101 202L99 203L100 206H101ZM113 202H114V199H113ZM118 202H119V200H118ZM122 202H123V201H122ZM125 202H123V204H124ZM140 202H142V201H140ZM140 202H139V203H140ZM143 202H144V201H143ZM158 202H159V201H158ZM180 202H181V201H179V205H180ZM184 202H186V199L184 200ZM201 202H202V201H201ZM225 202H226V201H225ZM225 202H224V200H223L221 203H224L223 205H226L227 203L225 204ZM243 202H244L245 204H242ZM243 202H241L240 210H241V208H242V205H246V204H247L246 201H243ZM250 202H251V201H250ZM30 203H31V202H30ZM114 203H115V202H114ZM128 203H127L126 205H128ZM132 203L135 204L134 201H132ZM195 203H196V202H195ZM209 203H210V201H209ZM35 204H38V203H35ZM104 204H105V201H104ZM107 204H108V203H107ZM117 204H118V203H117ZM119 204H120V203H119ZM133 204H130V205L133 206ZM141 204H142V203H141ZM199 204H200V203H199ZM203 204L206 205V204H208V203L205 204V202H204ZM27 205H28V203H27ZM137 205H138V204H136V206H137ZM159 205L161 206V203H160ZM179 205H176V206L179 207ZM182 205H183V204H182ZM186 205H187V202H186ZM186 205H184V206H186ZM195 205H198V203L195 204ZM204 205H203V206H204ZM211 205L214 206L213 204H211ZM220 205L223 206L222 204H220ZM249 205L251 206L250 203H249ZM57 206H58V205H57ZM92 206L94 207V205H91V207H90L91 209H93ZM95 206H96V205H95ZM112 206H113V205H112ZM119 206H120V205H119ZM140 206H142V205H140ZM143 206H144V205H143ZM218 206H219V204H218ZM218 206H217V207H218ZM226 206H227V205H226ZM32 207H33V206H32ZM37 207H38V206H37ZM104 207H107V206L105 205ZM113 207H115V205H114ZM161 207H162V206H161ZM180 207H182L183 209H185V207H183V206H180ZM186 207H187V206H186ZM191 207H192V206H189V205H188V209H190ZM206 207H207V205H206ZM227 207H228V206H227ZM227 207H226V208H225V206H224V208H223V207H222V208L219 207L218 209H225V211L227 212V215H228V212L230 211V209L227 210ZM229 207H230V206H229ZM244 207H245V210H246V207H247V206H244ZM244 207H243V208H244ZM59 208H60V207H59ZM59 208H58V209H59ZM128 208H129V206H128ZM142 208H141V209H142ZM158 208H159V207L157 206V208H155L154 211H156V212L163 211V210H162L163 208H161V210L158 209ZM212 208H213V207H212ZM248 208H250V207H248ZM256 208H257V209H256ZM50 209H51V208H50ZM58 209H57V210H58ZM104 209H105V208H104ZM104 209L102 208V211H103ZM117 209H118V208H117ZM130 209H131V208H130ZM132 209H134V208L132 207ZM132 209H131V210H132ZM156 209H157V210H156ZM179 209H180V208H179ZM179 209H178V210H179ZM201 209H202V208H200V212L204 209V207H203L202 210H201ZM33 210H34V209H33ZM95 210H96V209H95ZM95 210H94V211H95ZM106 210H107V209H105L104 211H106ZM134 210H135V209H134ZM134 210H132V211H134ZM159 210H160V211H159ZM170 210H171V209H170ZM175 210H176V209H175ZM186 210H187V209H185V211H186ZM190 210H192V208H191ZM190 210H189V211H190ZM193 210H194V209H193ZM193 210H192V211H193ZM210 210H211V208H210ZM238 210H239V209H238ZM238 210H237V211H238ZM245 210L243 209V213H242V214H247V213H244ZM98 211H99V209H98ZM113 211H114V210H113ZM132 211H131V212H132ZM179 211H180V210H179ZM183 211H184V210H183ZM183 211H182V212H183ZM192 211L189 212L190 214L188 213L190 216H191ZM205 211H207V210H205ZM205 211H204L203 213L206 215ZM211 211H212V210H211ZM221 211H222V210H220V213L223 214V213H224V210H223L222 212H221ZM248 211H249V209H248ZM251 211H252V210H251ZM34 212H35V211H34ZM152 212H153V211H152ZM165 212H166V211H165ZM171 212H172V210H171ZM175 212H176V211H175ZM187 212H188V211H187ZM218 212H219V211H218ZM218 212H217V213H218ZM226 212H225V213H226ZM246 212H247V210H246ZM36 213H37V212H36ZM89 213H90V211H89ZM94 213H96V211H95ZM104 213H105V212H103V214H102L103 216H104ZM136 213H137V212H136ZM207 213H208V212H207ZM220 213H219V215H220ZM34 214H35V213H34ZM98 214H99V212H98ZM98 214H96V215H98ZM132 214H133V213H132ZM138 214H139V211H138ZM158 214H159V213H158ZM160 214L163 215V213H161V212H160ZM181 214H182V213H181ZM184 214L186 215V213L183 212V215H184ZM231 214H232V213L229 212V215H231ZM240 214H241V211H240ZM248 214L250 215V212H249ZM58 215H59V214H58ZM119 215H120V214H119ZM121 215H122V214H121ZM133 215H134V216H132V217H134V218H132V219H135V215H136L135 212H134ZM141 215H142V214H141ZM153 215H156V214L153 213ZM172 215H173V214H172ZM189 215H187V216H189ZM216 215H217V214H216ZM219 215H217L218 218H219ZM224 215H225V214H224ZM227 215H226V216H227ZM38 216H39V215H38ZM38 216H37V217H38ZM91 216H92V215H91ZM100 216H101V214H100ZM143 216H145V215H143ZM143 216H142V217H143ZM164 216H165V215H164ZM181 216H182V215H181ZM181 216H180V219L183 218V217H181ZM187 216L184 217V218H187ZM193 216L196 217L197 215L195 216V214H192L191 218H193ZM202 216H203V214H202ZM209 216H212V215H209ZM232 216H233V215H232ZM243 216H244V215H243ZM246 216H247V215H246ZM97 217H98V216H95V220H96V221L98 220ZM139 217H140V216H139ZM159 217H160V216H158L157 218H159ZM224 217H225V216H224ZM233 217H235V216H233ZM233 217L231 218L232 220H233ZM249 217H250V216H249ZM38 218H39V217H38ZM98 218H99V217H98ZM101 218H102V222H101V223L103 224L105 220L103 221V217H102V216H101ZM101 218H100V220H101ZM136 218H138V217H136ZM147 218H148V217H147ZM152 218H153V217H152ZM152 218H151V219H152ZM184 218H183V219H184ZM191 218L189 219L190 221L193 220V219H191ZM197 218H198V217H197ZM201 218H202V217H201ZM203 218L205 219V217H203ZM211 218H212V217H211ZM228 218H229V217H228ZM244 218H245V217H243V220H244ZM247 218H248V217H247ZM247 218H246V219H247ZM18 219H19V218H18ZM48 219H49V217H48ZM106 219H107V218H106ZM119 219H121V217H120ZM122 219H123V217H122ZM163 219H164V218H163ZM166 219H167V218H166ZM183 219H182V220H183ZM195 219H196V218H194V220H195ZM198 219H199V218H198ZM220 219H221V215H220V218L218 219V222H219V221L221 222ZM225 219H226V218H225ZM229 219H230V218H229ZM20 220H21V219H20ZM33 220H34V219H33ZM56 220H58V219H55V221H56ZM90 220H91V219H89L88 221H90ZM135 220H136V219H135ZM135 220H133V221L131 220V225L133 224V227L130 225V229H132V230L134 229L135 231H137V230L134 228V227H135V226H134V225H135V224H134ZM144 220H145V217H144ZM147 220H148V219H147ZM154 220H155V221H154ZM154 220H153V219L151 220V221H152V223H151L152 225H151V226L153 227L154 225H155V226L157 225V226H156V229H157L158 226L160 227L162 223H163V224L165 223L164 221H163L162 223H160L159 221H162V219L160 220V218H159V221H158L157 219H154ZM164 220H165V219H164ZM182 220H181V221H182ZM187 220H188V219H186V222H187V223H188V222L190 223V221H187ZM194 220H193V221H194ZM209 220H210V219H209ZM234 220H235V219H234ZM55 221H53V222H55ZM115 221H116V220H115ZM121 221H122V220H120V222H121ZM151 221H149V222H151ZM157 221L159 222L160 225H159V224H156ZM165 221H166V220H165ZM183 221H185V220H183ZM196 221H197V220H196ZM224 221H225V220H224ZM247 221H248V219H247ZM33 222H34V224H35V221H33ZM53 222H50V221H49V222H47V224L51 223V225H52ZM76 222H77V221H76ZM86 222H87V221H86ZM90 222H91V224H92V221H90ZM90 222H89V223L87 222L88 225H87V224H84L85 227H86V225L89 226ZM120 222H118V223H120ZM145 222H146V221H145ZM158 222H157V223H158ZM168 222H169V221H168ZM178 222H179V221H178ZM218 222H217V223H218ZM220 222H219V224H220ZM245 222H246V221H245ZM253 222H252V223H253ZM17 223H19V222L17 221ZM77 223H78V222H77ZM95 223L97 224V222H95ZM105 223H106V222H105ZM114 223H115V222H114ZM135 223H136V222H135ZM180 223H181V222H180ZM197 223H199V222H197ZM226 223H227V222H226ZM228 223L231 224V225L233 224V223H230V222H228ZM242 223H244V222H242ZM47 224H46V225H47ZM74 224H76V223H74ZM102 224H101V225H102ZM120 224H121V223H120ZM184 224H185V222H184ZM193 224H194V225H192V226H193L192 228L198 229V228L195 227L196 223L194 222ZM76 225H77V224H76ZM76 225H75V226H76ZM103 225H105V224H103ZM118 225H119V224H118ZM146 225H147V224H146ZM199 225H200V224H199ZM246 225H247V224H246ZM49 226H50V224H49ZM72 226L74 227V225H72ZM79 226H80V225H79ZM94 226H95V225H94ZM98 226H100V225H98ZM144 226H145V225H144ZM147 226H149V225H147ZM155 226H154V227H155ZM162 226L165 227L164 225H162ZM168 226H169V225H168ZM183 226H184V225H183ZM197 226H198V225H197ZM201 226H202V225H200V229H201L202 232H203V229H202L203 226H202V227H201ZM208 226H209V225H208ZM216 226H217V224H216ZM218 226H219V225H218ZM218 226H217V227H218ZM229 226H230V225H229ZM229 226L226 227V230L229 228ZM252 226H253V224H252ZM47 227H48V225H47ZM80 227H81V226H80ZM85 227L83 226V227L80 228V229H83V228H85ZM95 227H96V226H95ZM100 227H102V226H100ZM108 227H109V226H108ZM117 227H118V230H121V228L119 229L120 226H117ZM117 227H115V228H117ZM154 227H153L152 229H153V230H156V229H154ZM185 227H187V226H185ZM198 227H199V226H198ZM204 227H205V226H204ZM204 227H203V228H204ZM214 227H215V226H214ZM219 227H220V226H219ZM223 227H224V226H223ZM223 227H221V228L224 229ZM230 227H231V226H230ZM241 227H243V224H242ZM33 228H34V227H33ZM71 228H72V227H71ZM89 228H90V227H89ZM115 228H114V229H115ZM148 228H149V227H148ZM150 228H151V227H150ZM150 228H149V229H150ZM253 228H254V227H253ZM87 229H88V227H87ZM94 229H95V228H94ZM102 229H103V228H102ZM102 229H101V232L103 231ZM107 229H108V228H107ZM152 229H150V231H148V232H151ZM161 229H162V228L160 227L159 230H161ZM200 229H198V230H196V231L199 232ZM216 229H217V228H216ZM218 229H219V228H218ZM232 229H233V227H232L230 230L228 229L227 231L229 232V231H231ZM244 229H245V228L243 227V230H244ZM70 230H71V229H70ZM88 230H89V229H88ZM88 230H87V231H88ZM99 230H100V229H99ZM132 230H131V232H132ZM145 230H147V228H146ZM153 230H152V231H153ZM201 230H200V232H201ZM219 230H220V229H219ZM243 230H242V228H241L240 234L242 233ZM35 231H36V230H35ZM73 231H74V229H73ZM90 231H91V228H90L89 232H90ZM121 231H122V230H121ZM135 231L133 232V233H134L133 236H136V232H135ZM168 231H169V230H168ZM204 231H205V230H204ZM216 231H217V230H216ZM216 231H215V232H216ZM60 232H61V231H60ZM76 232H77V230H76ZM76 232H75V235H74V236H76V235H77V236L74 237V239L71 238V241L69 240V241H70V243H69L70 245H68V242H69V241H68V242L66 241V242H64V243H65L64 245L62 244V246H61V244H60V247L56 246L57 248L55 247L56 249H55L54 251H51V252H52L51 254L47 253V255L49 254L48 257H47L46 255H44V256H46V258L43 256V257H44L43 264H85V263L87 264L86 260H87L88 256L90 257L91 253L93 254L92 251L95 250V248L93 249V247H94L93 245H96V244H93V243H92V242H94V240H93L94 237L90 235L92 232H90V233L88 232L89 234H87V232H86V234H85V233H84L85 231H84V232L82 231L83 234H81V231L78 230V232H79L80 234H79L78 232H77V233H78L79 235L76 234ZM97 232H98V230H97ZM117 232H120V231H117ZM131 232H130V234H132ZM154 232H155V231H154ZM154 232H153V233L151 232V233L154 234ZM156 232L159 233L158 229H157ZM156 232H155V233H156ZM179 232H180V231H179ZM190 232H191V229H190ZM200 232H199L198 234H200ZM202 232H201V233H202ZM217 232H218V233L214 235L215 237H216V236L219 237V235H220V234H219L220 231H217ZM223 232H224V230H223ZM223 232H222V234H223ZM231 232H232V231H231ZM231 232H230V233H231ZM244 232H245V231H244ZM252 232H253V231H252ZM254 232H253V233H254ZM67 233H68V231L66 232V234H67ZM69 233H70V231H69ZM98 233H99V232H98ZM102 233H103V232H102ZM187 233H188V232L186 231L185 234H187ZM193 233H195V232H194V229H192V234H193ZM220 233H221V232H220ZM230 233H228V234H229L228 236L231 237ZM93 234H94V232H93ZM93 234H92V235H93ZM106 234H107V233H106ZM144 234H146L145 236L148 238V236H147L148 233H144ZM195 234H197V232H196ZM202 234H203V233H202ZM202 234H200L201 237H202ZM224 234H225V233H224ZM231 234H232V233H231ZM242 234H244V233H242ZM242 234H241V235H242ZM70 235H71V234H70ZM100 235H101V234H100ZM100 235H99V236H100ZM102 235H103V234H102ZM122 235H124V231H123V234H122ZM125 235H126V234H125ZM125 235H124V236H125ZM127 235H128V233H127ZM159 235H160V234H159ZM200 235H199V236H200ZM255 235L252 234V238H253V236H255ZM258 235H256V236H258ZM66 236H69V235H66ZM66 236L64 237L65 239L67 238ZM111 236H112V234H111ZM116 236H117V234H116ZM129 236H131V235H129ZM129 236H126V237H129ZM150 236L153 237V235H150ZM156 236H157V234L155 235V237H156ZM162 236H166V235H165V232H163ZM191 236H192V235H191ZM191 236H189V237H191ZM196 236H197V235H196ZM208 236H209V235H208ZM62 237H63V236H62ZM62 237H61L60 239H62ZM100 237H101V236H100ZM100 237H99V239H100ZM105 237H106V236H105ZM117 237H118V236H117ZM120 237H121V236H120ZM122 237H123V236H122ZM126 237H123V238H124V240L126 241V242H124V243L127 244L128 241L130 242L131 239L127 241V239H129V238L126 239ZM136 237H139V235L136 236ZM136 237H135V238H136ZM146 237L143 236V239H145ZM152 237L150 238V240H148V242H150V245H152V244H151ZM159 237H161V235H160ZM201 237H198V238L201 239V240L203 241V238L206 237V234H205V236H204L203 238H201ZM218 237H217V238H218ZM221 237H223V236L221 235ZM106 238H107V237H106ZM106 238H105V239H106ZM130 238H131V237H130ZM132 238L134 239V237H132ZM163 238H164V237H163ZM163 238H161V239H163ZM192 238H193V240H191ZM194 238H195V235H194V237L192 236V237L189 238V239H190L191 241L195 242V241H194ZM217 238H216V239H217ZM223 238H224V237H223ZM228 238H229V237H228ZM133 239H132V241H134V240H138V238H136V239H134V240H133ZM157 239H158V237H157ZM157 239H156V242H158ZM161 239H160V240H161ZM219 239H220V238H219ZM219 239H217V240H219ZM103 240H104V238H103ZM122 240H123V239H122ZM145 240H147V239H145ZM158 240H159V239H158ZM163 240L167 242V240H165V238H164ZM163 240H162L161 242H164ZM179 240H180V239H179ZM183 240H185L184 236H183L182 241H183ZM195 240H197V238H195ZM229 240H230V239H229ZM59 241H60V240H59ZM116 241H118V238H117V240H115V243H114L115 246H117V245H116ZM199 241H200V240H199ZM202 241H200V242L202 243ZM226 241H228V240H226ZM48 242H52L53 245H56V244L58 243V239H51V238H49V239H48ZM96 242H97V240H96ZM109 242H110V241L107 240V239L104 240V241L102 242V243H103V248H104V250H106V251L112 253V248H111V245L109 244ZM134 242H135V241H134ZM154 242H155V241H154ZM156 242H155V244H158L160 241H159L158 243H156ZM171 242H172V241H171ZM217 242H218V241H217ZM220 242H221V240L219 241V243H220ZM229 242H230V243H229ZM229 242H226L225 246H227V243H229V244H228V247H229V245L233 243V242H231V241H229ZM41 243H42V242H41ZM46 243H47V242H46ZM124 243H122V244L124 245ZM131 243H132V242H131ZM143 243H144V242H142V245H143ZM152 243H153V241H152ZM167 243H168V242H167ZM181 243H183V242H181ZM189 243L193 244L192 247L194 248V247H195L194 245H195L197 242H195V244H194V243H192V242L189 241ZM203 243H204V242H203ZM213 243H214V242H213ZM47 244H48V243H47ZM47 244H46L45 246H47ZM122 244H121V246H123ZM135 244L137 245V242H136ZM148 244H149V243H148ZM160 244H162V243H160ZM164 244H165V246H168V247L170 246V244H169V245H167L166 243H164ZM199 244H200V243H199ZM217 244H218V243H217ZM223 244H224V242H223ZM37 245H38V244H37ZM132 245H133V246H132ZM136 245H135V246H136ZM144 245H145V244H144ZM153 245H154V243H153ZM153 245H152V246H153ZM188 245L191 246V245L188 244V242H187V246H188ZM203 245H205V244H203ZM203 245L201 244L202 248H203L204 251H205V249H206V245H205V247H203ZM213 245L215 246V244H213ZM41 246H42V245H41ZM98 246H99V245H98ZM125 246H127V245H125ZM128 246H129V244H128ZM130 246H131L133 249H134V247H135V246H134V243L131 244ZM138 246H139V245H138ZM138 246H137V247H138ZM146 246H148V245L146 244ZM157 246H158V245H157ZM159 246H160V245H159ZM163 246H164V245H163ZM165 246H164V247H165ZM177 246H178V245H177ZM197 246H198V245H197ZM197 246H196V247H197ZM216 246H217V245H216ZM218 246H219V245H218ZM218 246H217V247H218ZM233 246H235V244H234V245L232 244V247H231L232 250H234V247H233ZM21 247H22V246H21ZM36 247H37V246H36ZM43 247H44V246H43ZM53 247H54V246H53ZM113 247H114V246H113ZM144 247H145V246H144ZM155 247H156V246L151 247V248L154 249ZM164 247H163V248H164ZM182 247H183V245H182ZM196 247L193 249V252H191L192 255L189 253V254L191 255L192 262H193L194 258H195L196 260H197V258H198V257H197V258L195 257V255H197V254L194 253V252L197 250ZM212 247H213V246H212ZM96 248H97V247H96ZM115 248H116V247H115ZM123 248H124V247H122V249H123ZM132 248L129 249V251H130V250L132 251ZM149 248H150V247H149ZM151 248H150V249H151ZM183 248H184V247H183ZM186 248L188 249L189 247H186ZM200 248H201V247H200ZM202 248L200 249V250H201L200 252H202ZM49 249H50V248H49ZM119 249H120V248H119ZM137 249H138V248H137ZM153 249H152V250H153ZM161 249H162V248H161ZM166 249H167V247H166ZM166 249H165V250H166ZM184 249H185V248H184ZM191 249H192V248L190 247V249H188V250H191ZM226 249H228V248L225 247V249H223V250H226ZM256 249H257L258 251H257ZM42 250H43V249H42ZM47 250H48V249H47ZM142 250H143V249H141V251H142ZM152 250H148V252H149V251L151 252ZM154 250H155V249H154ZM154 250H153V252H154ZM158 250H160V247H158ZM167 250H170V248H168ZM188 250H186V251H188ZM194 250H195V251H194ZM208 250H209V249H207V253L209 252ZM229 250H230V248H229ZM37 251H38V250H37ZM39 251H40V250H39ZM95 251H97V249H96ZM102 251H103V249H102ZM106 251H105V252H106ZM115 251H117V250L115 249ZM135 251H136V250L132 251V252H134L133 254H136ZM144 251H145V250H144ZM160 251H161V250H160ZM160 251H159V252H160ZM170 251H171V250H170ZM204 251L201 253L202 255H203V253H205ZM210 251H212V250H210ZM227 251H228V250H226L225 253H226ZM34 252H35V251H34ZM105 252H104V253H105ZM117 252H118V251H117ZM120 252H122V250H120ZM125 252H126V251H125ZM125 252L123 253V255L125 254ZM153 252H152V253H149V255L151 256V255L153 254V256H154V253L156 254V252H154V253H153ZM157 252H158V251H157ZM159 252H158V253H159ZM161 252H163V251H161ZM161 252H160V253H161ZM168 252H169V251H168ZM168 252H167V253H168ZM223 252H224V251H223ZM223 252H222V253H223ZM231 252H232V251H231ZM235 252H236V251H235ZM44 253H45V252H44ZM97 253H98V251H97ZM101 253H102V252H101ZM114 253H115V252H114ZM130 253H131V252H130ZM140 253H141V252H140ZM142 253H143V255L148 254V253H146V252H145V254H144L143 251H142ZM142 253H141V254H142ZM171 253H172V252H171ZM182 253H183V252H182ZM198 253H199V251H198ZM216 253H217V252H216ZM233 253H234V252H233ZM34 254H35V253H34ZM39 254H40V253H38V255H39ZM118 254H119V252H118ZM161 254H162V253H161ZM161 254L156 255L155 258H157V256H158V258H157V261H158V262H156V264H157V263L160 264L159 260L161 261V260H163L164 257H167V255L165 256L164 253H163L164 257L162 258V257H161V256H162ZM193 254H195V255H193ZM214 254H215V253H214ZM227 254H230V257H232V256H231L232 253H229V251H228V253L225 254L226 257L228 258L229 256H227ZM29 255H30V254H29ZM123 255H122V256H123ZM130 255H131V254H130ZM130 255L128 254V256H130ZM143 255H142V257H143ZM168 255H169V254H168ZM170 255H171L172 258L174 259L173 255H172V254H170ZM202 255H201V256H202ZM204 255H206V254H204ZM209 255H210V254L208 253V256H209ZM216 255H217V254H216ZM239 255H240V254H239ZM32 256H33V255H32ZM91 256H92V255H91ZM93 256H95V255H93ZM96 256H97V254H96ZM114 256H115V255H114ZM114 256H113V257L111 256V257H112V258H115L116 256H115V257H114ZM134 256H135V255H134ZM134 256H132V257H134ZM138 256H139V254H138ZM146 256H147V255H146ZM150 256H148V257H150ZM171 256H170L169 258L172 260ZM211 256H212V255H211ZM222 256H223V255H222ZM240 256H241V255H240ZM29 257H30V256H29ZM117 257H118V256H117ZM151 257H152V256H151ZM159 257H161L162 259H160ZM193 257H194V258H193ZM199 257H200V255H199ZM203 257H204V256H203ZM209 257H210V256H209ZM209 257H208V258H209ZM212 257H213V256H212ZM226 257H225V258H226ZM237 257H238V256H237ZM30 258H31V257H30ZM33 258H34V257H33ZM33 258H32V259H33ZM37 258H39V257L37 256ZM90 258H91V257H90ZM90 258H88V259H90ZM112 258H110V259H112ZM119 258H120V257H118V259H119ZM127 258H128V257H127ZM129 258H130V257H129ZM129 258H128V260H129ZM134 258H135V257H134ZM152 258H154V257H152ZM152 258H151V259H152ZM167 258H168V257H167ZM167 258H166V259H167ZM175 258H177V257L175 256ZM239 258H240V257H238V261H240ZM40 259H42V258L40 257ZM94 259H96V257H94ZM94 259L92 258L93 262L95 263ZM110 259H109V261H110L109 264H113V262H111V261H115V260H114V259H113V260H110ZM115 259H116V258H115ZM132 259H133V258H132ZM138 259H139V260L141 259L140 261L143 260L141 257L138 258ZM145 259H147V257H146V258L144 257V261H142L143 263H141V262H137V264H138V263L144 264V262H146ZM148 259H149V258H148ZM151 259H149V261H150ZM158 259H159V260H158ZM166 259H165V260H166ZM170 259H168V261H169ZM201 259H203V258H201ZM35 260H37V259L35 258ZM133 260H134V259H133ZM152 260H153V259H152ZM171 260H170L169 263L172 264ZM196 260L194 261V263L196 262ZM206 260H208V259L205 258L204 261H203V260L200 261V262H201L200 264H202V262L204 263ZM211 260H212V258H211ZM213 260H214V259H213ZM213 260H212V261H213ZM220 260H221V257H220ZM228 260H230V259H228ZM32 261H33V260H32ZM89 261H91V260H88V264H89ZM119 261H120V260H119ZM147 261H148V260H147ZM149 261H148V263H149ZM155 261H156V260H155ZM163 261H164V260H163ZM163 261H161V263H162V264H166V263H164L165 261H164V262H163ZM174 261H175V260H174ZM174 261H173V262H174ZM190 261H191V260H190ZM208 261H210V259H209ZM214 261H215V260H214ZM238 261H237V263H238ZM91 262H92V261H91ZM97 262H98V261H97ZM126 262H127V261H126ZM175 262H177V261H175ZM175 262H174L173 264H175ZM192 262L189 263V264H193ZM218 262H219V261H218ZM229 262H230V261H229ZM232 262H236V260H235V261H232ZM240 262H241V261H240ZM240 262H239V264H242V263H240ZM114 263L116 264V262H114ZM117 263L120 264L121 262H118V260H117ZM146 263H147V262H146ZM154 263H155V262H154ZM167 263H168V262H167ZM169 263H168V264H169ZM205 263H206V262H205ZM36 264H38V263H36ZM39 264H42V261H41V263L39 262ZM95 264H96V263H95ZM126 264H127V263H126ZM133 264H134V263H133ZM135 264H136V263H135ZM151 264H153V261H152ZM178 264H180V263H178ZM207 264H209V263H207ZM226 264H227V262H226ZM228 264H229V263H228ZM248 264H251V262L248 263Z\"/></svg>",
    "mask_w": 264,
    "mask_h": 264
}]
</instances>
